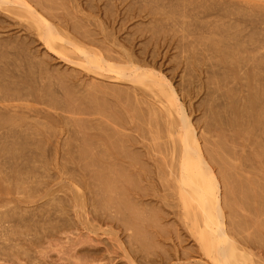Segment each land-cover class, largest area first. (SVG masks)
<instances>
[{"label": "bare ground", "instance_id": "1", "mask_svg": "<svg viewBox=\"0 0 264 264\" xmlns=\"http://www.w3.org/2000/svg\"><path fill=\"white\" fill-rule=\"evenodd\" d=\"M54 1H57L59 3L58 0H53V2H52V0H45L44 3L42 1L43 4L40 1L41 5L46 6V7L43 6L42 9H46V10L50 11V8H53L54 5H57L56 8H58V4H53ZM90 1L94 2L93 0H90ZM110 1L111 0L108 1L109 3H107L106 7H108V4H112V7H115V6H113V5H115V4H113L114 2L111 3ZM117 1H119V0H117ZM122 1L124 4L127 5V7H128V5L134 4L136 2V0H122ZM219 1H216V0H149V1H147V3H148V5H150L154 9V11H156V13H158L160 15V17L157 19H164V21H165V23H164V21L162 20V22L164 24L161 23L160 24L161 26H158L159 29L161 27V29L165 28V29L172 30L171 32H176V33H172V34L170 32L169 33L166 32L168 35L169 34L172 36L174 35L173 37H175L177 35V32L182 30L183 35L180 34V35H178V37H175V39L177 38L179 40L177 44L174 42V44H176V46H174V44L172 43L173 39H170V38H173V37H170V35H169V37H170L169 43H165V44L171 45V43H172L173 47H176L175 49L178 48V50H180V53H181L180 55H182V57L184 58L183 62L186 65V68H184L185 73H187V70L189 68L193 72L195 70L194 65H199L203 62L205 63V61L200 60L201 56L197 54L198 52H200V50L195 51V49L193 48L194 47L192 45L193 43H191L193 36H191L192 38L190 40V39H188V37H189L188 35H190L191 33H198V34L201 33V36L203 37V39L205 37H207L208 34H209L208 36L213 35V38L211 37L212 39H210L209 41L207 40V38L204 39L205 41L207 40V42L201 40L200 38L198 40L197 38L199 37V35L196 38L198 41H195L196 45L200 44L199 48H201V44H203L204 46L202 45V48L205 50L206 49L208 50L210 55L208 53L207 54L209 56L207 54L205 55L203 53L204 56H206V57L208 56L207 57L208 63H209L210 58L216 59V62H214L212 64L214 66V69H216V70H214L213 68H212L213 70L210 69L211 63L208 64L209 65L208 66L207 61H206V64L204 65V66L207 65L208 68L210 69V71H212V73H210V75L211 74L213 75V71L215 73V75H213V79L211 80V83L207 85L202 80H199L200 81L199 85L204 86L206 89H210V91L208 90L209 92L207 91L208 92L207 93V100H205V98H204V97H206V94H205L206 91L205 90H204L205 95L204 94H203L204 96L201 95V98L202 99L204 98V100H203V101H205L204 104L202 102L198 103L199 105H201V107H203L202 106V104H203L204 105L203 108L205 109L204 112L202 110L203 114L200 113V115H204L207 113V115H204L205 118H204V116L201 117V119H203L201 122H200V118L198 120L199 123H201V127H203V130L205 129V131H207V130L209 131L207 135L209 136L210 130H213V128H214V131L212 132V134L215 132V129L218 130L216 133V136L219 134L218 132L221 133L218 136V139L222 138L223 135H225V132H227V131H229V133H230V131H233L236 134H241V133L246 132L248 135H250L249 137L251 139L253 138L255 140L257 145H259V146L262 145V147H264V72H263L264 68L262 66V60L263 59L260 56L262 54L264 55V53H262L264 50L263 49L264 47H262L260 45L263 43L262 41L264 38V35H263L264 33L261 32V33H263V34H261V38H262V35H263V38L260 41L261 38H260V32H259L260 29H261V31H263L262 28L259 29V26L261 24L264 25V15H261V13H260V6L259 5H261V4H259V5L258 4L256 5V3L244 4V3H241L237 0H224V1L219 0ZM29 2H30V0H29ZM29 2L26 0H0V10L1 9L6 10V11L20 17V19H23L24 21H26L29 24V27H31L33 29V31H32L33 34L35 33L34 35H37V37L43 42V43L42 42L41 43L44 44V47H47V49H49V51L51 50L53 53L56 52L61 57H63V59L67 58L65 60L72 59L71 53L75 52L76 54L79 55L78 56L79 60L77 61V64H74V65L78 66V64H79L80 67H82L85 71H87L89 73L98 74L99 76L101 75L102 77L104 76V78L110 77V78L116 80L117 83L113 82V83L105 84L106 81H104L105 80L104 78H103V80L101 79L100 81L95 79V81H91V83L88 82V83H90L89 84L90 87H88V83L85 80L88 88L86 89L85 88L86 86L83 85L85 88V89L83 88V90H84L83 91L82 86L80 85V81H82L83 79H81V77L79 76L80 78H78V79H81V80L78 81L79 82L78 84H74L75 82L70 83V84L64 82L65 84H62L63 82H60L63 85L60 87L58 85L59 83H57L58 81L56 82L55 79H53V78H55L54 76H56V75L53 76V75H51L52 73H50L49 71L46 72L45 65H47L48 63L44 64V67H43V65H42L43 63L42 64L39 63L42 60H40L38 57H37V59L40 61L34 62L35 56L32 55L34 53H31V51H30L29 55H28V53L26 54V52H25L26 49H28V48L30 49V46H34V45H31L32 43H30V42L24 41L23 40L24 36L22 37L23 42L20 44L17 43L18 45L22 46V48H18V46H16L18 49H20V50H18V54L15 52H12L13 50L10 48L13 46L12 40H10V39L7 40L5 38L7 40V43L5 42L6 40L4 39L5 45L1 46L3 44V42H2L3 38L0 39V48L2 47V50L0 49V64H1L0 65V149L1 150L3 149L2 152H4V151L7 152L6 154L8 155V157H5V159L7 158L8 161L10 160L9 163L7 162L8 165L10 164V167L13 165H16L14 167L18 168V166H19V168H21L20 164L26 163L25 160H28L27 163H30L31 165L33 163H38L39 161L31 163V161L37 159L36 155H38V157H39L38 159L41 160L40 159L42 156L41 154L44 153V151L46 149L44 146L46 145V147H47L46 143L48 140L47 138H46L47 140L45 139L46 136L42 134L41 130L46 132V133L48 131H50L49 129H51V131H55V130H52V128L56 129L55 127H53V125H54L53 123H55L54 119L56 118L54 116L55 115L54 113H56V112L58 113V110H60V112L65 111V112H67V114L72 113V115H73V113H74L76 115H79L78 118H76L74 116L73 117H74V119L76 118L78 120V121H75L76 123H79L78 127L81 129L83 128L82 134L80 133L81 131L80 132L76 131L77 133L79 132L80 135H82V136L80 137V135L77 134L76 135L77 137H76L75 136L76 132H74L73 133L74 135L71 136V138H74L75 141L74 140L73 141L76 144V145L75 144L74 145L77 148L75 150H73L74 148L72 149L73 146L68 148V149H70L69 150L70 157H68V158H70V160H72L73 162L74 161H76V162L80 161L81 162L84 160L83 162H85V163H83V165L84 164L85 165L83 166V169L85 171L90 170V172H92V174L94 175L93 177L96 179L95 181L99 182V187H97L98 190L95 189L97 192H99V189H101V193L104 191V189L108 192H112V193L114 192L113 196L111 195L112 198L109 196V194L105 193L103 196L104 198H102V199H105L106 195H108L110 197V199H112V201H115V199H117V196H119V198L124 197L123 199H121L119 201V202H121V206L124 204L123 202H125L124 206L121 207L115 203V205L112 207V208H115V214L117 212V214H119L121 217H119V218L114 217L113 216L114 213L110 214L108 212V214L105 216V218L110 214L111 217L109 220H111L112 216L114 217V219H116V218L118 219L117 222L119 224L117 225V223L115 222V224L117 225L116 228H118L120 230H122L123 228L133 230L131 234L127 235V236H130V243H131L130 246L128 243H126V242H128L126 237H125L127 231L124 232L125 238H122L124 240L126 239V242H124V244L125 243L128 244L129 248L127 247V245H124L119 240V235L117 234V232L113 231L114 230L113 225H115V224H112V226H111L112 228H110V230L106 231L109 234L115 235L116 241H118L117 247L120 248V251L122 249V256L126 259L125 264H192L188 259L186 261H184V260L182 261L181 256L177 254V250L174 251L175 254H173V253L169 252V249L162 248V246L160 247V244L163 245V243L159 242L160 238H159L158 233H160V231L162 232V230L164 228L166 229V227L168 228L169 226H166V227L161 226V224H164L165 221L163 219H161L163 213L161 214V217H160V214L158 213L159 208H158V210L157 209L151 210L153 208V207H151L149 212H146L145 208H144L143 211H145V212H141L142 210L138 209V207H136L137 205L135 207L138 209V211L132 205V203H131V205L128 204L129 202H132V201L134 202L136 199H133L130 201V198H131L129 196L130 193L126 194L125 191L120 190L121 186H124V185L126 186V182L124 184V179L131 177L132 178L131 180L129 178L127 179L130 182V183L127 182V184L131 185V183H133V187H137V190L141 191L140 187H139L140 189H138L139 184L137 185V183L139 181H141V179H138L139 181L136 183V181H135L136 179L133 180V178H135L134 175L132 173L130 176L128 175L130 173H128L127 170L131 166H129V168L127 169L128 166L126 163L124 165H122L123 170H124V166L126 165L125 166L126 172H125V170L124 171L122 170V167H120L121 164H119L120 168L116 167V168H118V170L116 168L115 169L110 168V166L115 167L116 163L114 162V160L122 161V163L126 161V162H128V164H130V165L136 164V166L139 163H141L139 166H143L145 164L143 162H140L141 160H144L143 159L144 154H143V152H141L140 150L137 149L140 147L138 145L139 142L136 141L135 139H132L133 135H131V134H130V136H129V134L127 135L131 138L127 137L124 133L125 131H123V133H122V130H123V128H124V130H125V128L130 129V130L131 129H136V130L139 129L140 130L142 128L144 131H146L145 130L146 127L144 128L142 126H145V125L147 126V123H148V126L150 125V127H152L153 125H155L157 123V125H155V127H152V129H150V131L156 130L157 129L156 127H158L160 129L161 126L163 127V124H161V121L163 120V117H162L163 114L162 113L159 114V110L162 111L163 109H165L164 111L166 112L167 117L169 118L167 121V125H165V126H167L166 131H167V133H170L171 135L177 136L176 140L174 141V146L176 145V147H173L174 150L176 151V154L178 152V159L176 160V163L174 164L175 165V170H174V175H173L174 177L172 178L174 180L173 182L175 183L174 188L177 190L178 197H179V200H180V203L182 206V211H181L183 214L182 216H184L185 219H187L190 222V225H191L190 228L193 231V234L195 235L197 241L200 243L199 247H201V249L203 250L202 252H204V255H206L211 260V262L214 264H264V259L259 260V258H258V260H257L256 259L257 257L254 258V252H253L254 251L253 248L255 247L256 242L257 243H258V241L260 242V239H262L261 236L263 234H261V236H260L259 231L254 230V229L252 231H255V232L248 234L249 233L247 231L248 226L246 225V223L248 222L247 220H250V219H247L241 212V210H244L246 212L247 209H245L244 207L250 208V210L248 209L250 214L251 215L255 214V215H254V217L249 216V218H253L252 219L253 221H256L255 219H258V218L260 220L262 213H264V195H263V192H261L262 190L261 191L256 190L257 188L254 187L255 183L253 184V181L251 179L250 180L247 179V178H249V176L245 177L246 178L245 179V178H243L244 175L241 173L240 176L242 178H240V177L238 178V176H237L238 174L235 175L236 171L234 172V176H237L236 179H234V181L231 180L232 182L230 181V183H229L230 178H234V177L233 176L228 177V175H229L228 173H230V172H227V171H229V170L231 171V169H234L233 168L234 166L230 162V160H232V162L234 160H233V158L231 159L228 156L230 160L228 159V157L226 160H229V162L231 163L230 164L224 158H226V156L228 154L231 156L230 153L232 150L230 151L229 149H231L232 147L231 148H229V146L227 147V144H225L227 142L226 140H225L226 142H224V143H223L224 140L217 142L220 139L218 140L216 138V136H215V141L217 140L216 141L217 144H216V142H214L213 137H211V138H213V142H211L209 140L210 138L209 139L206 138V136L204 134L205 131H202V132L200 131L201 133H196L197 132L196 129L200 128L199 123H198L199 125L197 126L198 128L195 127L196 123H197V121H195V119L198 118L197 115L200 116L199 114H197L199 111H197V109H195V112L197 111V113H196L197 115L194 114V116H196L197 118L196 117H195V119L193 118L194 121L196 122L195 126H194L193 125L194 121H191L192 119H190V117L186 113L188 110L190 111L191 108L187 109V111H185V109L178 104V97L177 96H179V95H176V92H175L176 87L174 85L175 81L173 80V78L175 79V77H172L170 74V77H171V79H170V77L166 73H164V69L161 68L162 66L158 67L159 70L157 71L156 68H154V67H156V65H154V66L149 65V63H147L146 61L140 60L138 57L131 55L132 51H131V54L126 51L127 54L125 52V55H123L122 58L118 57V54H116L118 60L115 61L116 58H114V56H115L114 54L113 55L112 54H105L104 51H102L103 49L100 48L101 50H99V48H96V47H91V46L89 47L86 42H83L80 39H77L76 37L71 36L69 34V32L66 29H64L63 24L60 22H57L54 19V18H56L58 21L61 20L60 16H59L61 14H59L57 17H53L54 14H51L49 12L45 13V15H43L39 12V10H37L35 8L36 6H33L34 2L32 4H30ZM31 2H32V0H31ZM37 2H39V0H37ZM57 2H55V3H57ZM62 2H64V1H62ZM66 2L68 3V1H66ZM103 2H105V1H103ZM137 2L141 3L140 0H137ZM40 3H38V5H37L38 9L41 8ZM140 3H139L138 9L139 8L141 9L144 6L142 3L141 4L143 6L140 5ZM88 4H90V2ZM95 4L96 3H94L93 6H95ZM121 4L122 3H120V5ZM262 4H264V3L262 2ZM34 5H36V2ZM61 5L62 4H60V8H61ZM91 5H89V6H91ZM54 8H55V6H54ZM56 8H55V10H56ZM65 8L68 9V6ZM92 8H94V7H92ZM92 8L89 7V9H92ZM62 9H63V7H62ZM62 9H61V11H62ZM127 9L130 10L129 7ZM55 10L53 9L52 12H54ZM128 10H126V11H128ZM142 10L144 12L146 11L144 9H142ZM61 11H58V13H60ZM64 11H67V10L64 9ZM149 11H148V13H149ZM102 12H103V10H102ZM42 13H44V12L42 11ZM103 13H106L105 9H104ZM126 13H128V12H126ZM138 13H139V11H138ZM62 14H63V11H62ZM64 15H65V13H64ZM97 15H98V13H97ZM111 15H109V16H111ZM69 16H71V15L69 14ZM72 16H73V14H72ZM130 16H131V14H130ZM146 16H147V14H146ZM73 17H70V18H73ZM78 17H80V16H77L76 18H78ZM104 17H105V15H104ZM154 17L156 18V16H154ZM83 18H85V17H83ZM51 19H54L58 24H54L51 21ZM104 19H106V18H104ZM61 21L63 22V20H61ZM73 21H69L70 24H71V22L73 24V25L72 24L70 25V26H72V28L70 27L71 28L70 30L74 29L76 31L77 36L79 33L80 34L79 38L80 37H82V39L87 38V39H85V40H88L87 42H89L91 44L98 45V44H96V43H98L96 41H99L98 40L99 37L97 36L98 38L96 41H94V38L93 39L90 38V36H93L95 32L93 33L92 31H90V33H89V31L87 30L88 28H86V27H88V25L86 27H83L84 24H82L81 23L82 20L79 21V19H76L74 22ZM84 21H82V22H84ZM0 23H1V21H0ZM63 23H65V21ZM183 23H187V24L185 25ZM85 24H86V22H85ZM147 25H148V23H147ZM152 25H156V24L152 23ZM158 25H159V23H158ZM187 25H189L190 29L187 28ZM191 25L193 27H190ZM82 27L85 28L88 31V33H86L87 31L84 32L85 30L84 31L82 30L83 32L80 31L81 30L80 28H82ZM180 27H181V30H180ZM261 27H262V25H261ZM155 28L157 30V25L154 26V28L152 30H155ZM177 28H179V30H177ZM156 30H155V32H158ZM75 31H74V33H75ZM137 32H139L138 29H137ZM144 32H145V30H144ZM150 32H152V31H150ZM155 32H153L152 34H154ZM92 33H93V35H92ZM29 34L32 35L31 33H29ZM130 34L131 33L129 32V35ZM136 34L139 35V33H136ZM162 34L165 36V33H162ZM203 34L206 36L204 37ZM163 35H162V37H163ZM194 35H196V34H194ZM11 36L12 35H10L7 38H11ZM131 36H133V35H130V37ZM140 36L143 38V36L141 34H140ZM179 36H181V37H179ZM93 37H95V39H96V35H94ZM14 38H15V36H14ZM127 38H129V37L127 36ZM133 38H135V37L133 36ZM155 38H156V36H155ZM157 38H158V35H157ZM100 39H102V38H100ZM147 39H150V37ZM156 39H154V40L156 41ZM113 40H115V39H113ZM125 40L127 42V39H125ZM104 41L105 40H102V42H104ZM131 41H129V42H131ZM161 41H162V39H161ZM161 41H160V43H161ZM102 42H99V44ZM105 42H104V44L102 43L103 46L106 45ZM141 42L144 43L145 41L143 40V41H140V43ZM148 42L149 41H147V43H144L143 45L148 44ZM259 42H261V43H259ZM114 43H116V42L114 41ZM258 43H259V46H258ZM6 44H8V45H6ZM15 44H16V42H15ZM116 44H118V42ZM124 44H126V43H124ZM8 46H10V47H8ZM106 46H105V48H106ZM129 46L131 47V44ZM152 46H153V44H152ZM152 46H151V48H152ZM155 46H156V43L154 44V47ZM206 46H207V48H204ZM260 46L262 47L261 49H263V50L262 51L260 50L262 54L259 55V52H260L259 47ZM137 47L140 48V45ZM145 48H146V46H145ZM199 48H196V49H199ZM153 49L156 52L157 48L156 49L153 48ZM10 50H11V52H10ZM32 50H33V48H32ZM154 50H152V51H154ZM14 51H15V49H14ZM122 51H123V49H122ZM135 51H137L139 53L141 52L139 50H135ZM142 51L146 52L145 49ZM152 51H150V53H152ZM6 53L10 54L11 56L17 54L16 56H18V58H17L18 61H21L22 59H24L21 61L23 64L20 62V65L22 64L21 65L22 69L20 68L19 64H16V63H18V61L14 62L16 65H14V66L12 65L14 67V68H12L11 63L12 64H14V63L12 60L10 61V60L6 59L7 58ZM182 53H184L186 55H183ZM30 54L34 57L33 60H31L32 57L30 56ZM110 55H112L113 58ZM180 55L178 57L181 60L182 57ZM36 56H38V55H36ZM198 56H200V57H198ZM154 57H156V56L153 55V58ZM192 57L193 58L195 57L194 62L189 61V58H191L190 60H192ZM40 58H42V57H40ZM37 59H35V60H37ZM119 59L122 61H119ZM152 59H151V61H153ZM13 60H14V57H13ZM212 60H214V59H212ZM23 61H25V62H23ZM31 61H33V63ZM263 62H264V60H263ZM163 63H165V62H163ZM158 64H159V61H158ZM212 65H211V67H212ZM202 67H203V65H202ZM178 68L179 67L176 65V69H178ZM197 68L199 69V67H196V69ZM208 68L206 67L205 69H208ZM11 69H15L16 70L15 73H13L14 71L12 70L13 71L12 72ZM106 71L108 73L111 72L113 74H111V73H110L111 75L103 74L104 72L106 73ZM181 71H182V69H181ZM206 71H205V73H206ZM75 72L79 73L78 71H75ZM47 73H50V74L48 75ZM64 73L67 74L68 72L64 71ZM193 74H194V72L190 73V75H188V76L186 75V77L182 76V77H184L183 82L185 81V78L187 79L186 81H188V82L185 83L186 85L182 84L181 88L185 89L187 84H189V86H193L192 80L195 79V78L193 79V77H196ZM68 75L66 77H68ZM210 75H209V77H210ZM75 76H77V75H75ZM189 76H192V77L187 78ZM69 78H73V77H69ZM83 78H84V76H83ZM99 78H101V77H98V79ZM44 79H48V81L46 80L47 83H44ZM106 80H107V78H106ZM172 80L174 81V83ZM195 85H197V84H195ZM206 85H207V87H206ZM174 87H175V89H174ZM181 88H179V89H181ZM188 88L189 87H187V89L185 91L187 92L188 96L189 95L191 96V93H190L191 90H189ZM198 89H195V90L197 91ZM244 90L246 91V93H244L245 92ZM197 92H199V91H197ZM181 93H183V95H184L183 91H181L180 94ZM107 95L112 96L115 99L112 101H109V99H105V98H108ZM183 95H181V96H183ZM185 98H183V100ZM188 99H186V101ZM156 102H159L160 105H162L163 109H161L159 107L160 105L157 107L158 103L156 105ZM187 102L189 103V101H187ZM44 103H46L45 105L48 106L47 109L44 108L43 106L42 107L36 106L37 104L42 105ZM198 104H196L197 108L200 107V106H198ZM195 106H193V107H195ZM187 108H189V107L187 106ZM147 110H149V113H150L149 115L147 114L148 113ZM156 111H158V113ZM189 111H188V113H189ZM87 112L89 114H93V116L97 115V114L102 115V117L100 116L101 119H99L98 117H96V118H98V119H96V118H94L95 116L92 117V118L96 119V121L99 120L98 122H96L93 119L95 121V124H94L95 126L93 124H90V123H92L91 121H93V120H91L89 124H86L88 122V121H85L86 117H85V120L83 122L84 124L81 123V121H83V118H84V117H82V115L84 116V113L86 114ZM144 113H146L147 115ZM67 114L60 115V119H58V118H56V119L65 120L69 125V123H71L70 120L72 118H69L68 117L69 114L68 115ZM85 116H87V115H85ZM148 116L149 117L151 116V117L149 118ZM206 116L208 118L210 116V119L208 120V118ZM161 117H162V120L160 119ZM39 118H41V119L44 118L46 120L41 121ZM36 119L37 120L39 119L41 121V122H39L41 125L36 126L33 124L34 122L39 124L38 121H34ZM87 119H89V117H87ZM204 119H207L206 120L207 122ZM58 120H56L57 123H58ZM79 120H80V122H79ZM132 121H133V123H136L137 125L136 124L131 125L130 123H132ZM80 123H81V125H80ZM153 123H155V124H153ZM128 124H130V126ZM143 124H145V125H143ZM84 125H87L88 127H85ZM111 125H112V127H111ZM75 126H76V124H75ZM113 126L117 130L118 136L123 134L120 136V138L116 135L117 133L115 131H113V130H115V129H113ZM71 127H69L70 130H71ZM96 128L103 132V134H102V132L99 131V135H100L99 138H95L93 136V133L91 132L92 129L94 130ZM163 128H165V127H163ZM163 128H161L160 131ZM65 129H68V126ZM110 129H113V130H111V134L113 131L114 135H110V133L108 132V130H110ZM57 130H62V129H57ZM57 130H56V132H57ZM73 130H71V131L73 132ZM143 130H140V131H143ZM71 131H70V133L72 134ZM106 131L108 133L104 134V132H106ZM127 131H126V133L130 132V131H128V132ZM156 131L158 132L159 130H156ZM223 131H225V132L223 133ZM56 132H55V135L56 134L58 135L59 131L57 133ZM60 132H63V130ZM66 132H67V130H66ZM161 133H163V132H161ZM49 134H47V136L50 137V135L54 134V132L51 133L50 135ZM68 134H69V132L66 134L67 136L66 135L65 136L69 137L70 135L68 136ZM245 134L243 135L244 137L247 135V134L246 135ZM55 135H54V139H56ZM230 135L233 136L232 134H230ZM248 135L246 137H248ZM154 136H155V138H157V134ZM226 136H227V138L228 137L232 138L231 136H228V134H226ZM108 137H109V139H108ZM233 137L234 138H232L231 140L228 138L230 140V142H232L233 139L234 140L236 139V141L238 140V142L241 140L240 138H239L240 140L237 139V135H236V137L235 136H233ZM104 138H106L107 140L105 141ZM145 138L148 139L147 136ZM145 138L142 139V141H144ZM152 138H154V137H152ZM64 139H65V137H64ZM66 139H68V138H66ZM111 139H113V141H114V142H112V146L106 145L107 143H109L108 141ZM169 139H171V138L169 137ZM247 139L248 138H246L245 140H247ZM51 140H49L48 142H51ZM171 140H173V139H171ZM171 140H169V142H171ZM229 140H228V142H229ZM234 140H233L232 144L237 146L238 142L235 141L236 144H234L235 143ZM254 140H253V142H254ZM55 141L56 140H54V142ZM63 141H65V140H63ZM73 141H71V142H73ZM153 141L155 142V140H153ZM156 141H158V140H156ZM160 141H163V140L160 139ZM102 142L106 143L105 145L107 146V148H104L106 152L104 151V149L101 150V152H100V150H99L100 148L97 147V146L101 145ZM243 142H245V141L243 140ZM251 142L252 141H250V143ZM67 143H70V142L67 141ZM212 143H215L214 146L216 147L217 151H218V148L220 149L219 153H217V151H216V155L218 154V157L220 156L219 158H223V159H220L221 161L223 160V162L218 160V158H217L218 161L216 160L217 162H221V163H218V164H220L219 166L221 167L220 172L218 173L219 174L218 176L216 174L217 170H214L215 168H213L211 166L212 164L209 162V161H211L210 158L212 159V157H214V160L212 159L211 162L213 163V161H215V156H214L215 155L214 154L215 148L213 145H212L213 147L211 146ZM248 143H249V141H248ZM156 144H159V142ZM240 144L242 145V143H240ZM256 144H253V145H256ZM49 145H51V143ZM63 145L61 143V145H59V146L63 147ZM70 145H73V144H70ZM149 145H150V143H149ZM160 145L164 146V143L163 144L160 143ZM33 146H35V147H33ZM81 146H82V148H81ZM145 146H147V145L145 144ZM171 146H169V147L171 148ZM230 146H232L231 143H230ZM31 147H32V149L37 147V149H39L40 152H42V153H40V154L37 153L36 152L37 149L36 150L33 149L34 151L30 150ZM96 147L99 148L98 149L99 151H93V149H96ZM143 147H144V145H143ZM262 147H259V149L253 148V150L255 149L258 152V154L260 155L259 152L263 149ZM51 148H53V147H51ZM54 148L52 150H54ZM233 148L235 149V147H233ZM251 148H252V146H251ZM62 149H63L62 152H64L65 147ZM156 149H157V147H156ZM241 149L242 148H240V151H241ZM1 150H0V152H1ZM26 150H28V151H26ZM71 150H73V151H71ZM160 150L162 151L163 149H160ZM237 150H239V149H237ZM258 150H260V151H258ZM158 151H159V149H158ZM161 151H159V153ZM236 151L233 153L234 155L237 154ZM254 151H252V154ZM151 152L153 153V151H151ZM246 152L248 153L249 150L248 151L246 150ZM246 152H244V153H246ZM263 152L264 151H262L261 153L263 154ZM46 153H48V152H46ZM51 153L53 154V151H51ZM102 153L106 154L103 156L108 155V157H110L111 161L113 159L112 163L114 162L115 164H113V166L111 164H109V166L107 165V167H109V168H107L106 164H105V169H107V170L109 169L110 172L116 173L117 175L116 174L115 175L117 177H118V175L120 178L122 177L121 180H123V181L120 180L121 184H119V182H117L118 179L113 178V175H111V177L108 176V174H111L109 172V170H108L109 173L107 174V172H105L106 170H104V169L100 170L101 168H99V167H101V166L98 167L99 164L103 163L102 162L103 158H106V157L101 156ZM146 153H148V152H146ZM162 153H165V152H162ZM249 153L247 155H249ZM254 153H256V152H254ZM0 154H2V153H0ZM6 154H4V155L7 156ZM45 154L43 155L44 157H46ZM50 154H48V156H47L48 159H49ZM52 154H51V156H52ZM262 154H261V156H262ZM62 155H65V154H62ZM239 155H240V153H239ZM247 155L246 156L244 155V157L247 158L248 157ZM163 156H164V154H163ZM252 156H254V154L251 155V158H253ZM233 157H235V156H233ZM263 157H261V159ZM246 158H245V160H246ZM257 158H260V156ZM1 159L2 158H0V160ZM22 159L24 162L22 161ZM165 159L166 158H164V160ZM242 159L244 160L243 157H242ZM247 159H249V158H247ZM49 160L51 161V159H49ZM245 160H244V162H245ZM42 161L43 160H41V162ZM59 161H61V160L59 159ZM172 161H173V159H172ZM249 161H252V159ZM253 161H254V159H253ZM17 162L19 163L18 166H17V164H18ZM45 162H42V165L44 167L42 165L41 166L39 165L38 168L40 170L42 168H44L43 170H45L46 167H47L46 169H48L49 166ZM235 162L236 161H234V163ZM246 162H248V161H246ZM252 162H249V164H251ZM2 163L3 162L0 161V165H3ZM43 163H45V164H43ZM118 163H120V162H118ZM142 163H143V165H142ZM166 163H168V162L166 161ZM255 163H256V160H255V162H253V164L256 165ZM30 164H29V167L31 166ZM69 164H71V163H69ZM78 164H80V163H78ZM218 164H215V166L216 165L218 166ZM246 164L249 165L248 163H246ZM246 164H244V165H246ZM257 164H258V162H257ZM261 164H262V162H261ZM35 165L36 164H34V166ZM66 165H64V166H66ZM103 165H104V163H103ZM117 165L118 164H116V166ZM164 165H165V163H164ZM262 165H264V164H262ZM4 166L7 167L6 164ZM36 166H38V165H36ZM167 166H168V164H167ZM167 166H165L164 169ZM5 167H3V168H5ZM27 167H28V164H27ZM27 167H25V168H27ZM72 167L74 168L75 165L72 164L71 168ZM79 167H82V162H81V166H79ZM145 167L147 170L148 169L147 166H144L143 168H145ZM155 167H156V165H155ZM7 168H9V166ZM67 168H70V167H67ZM102 168H104V167L102 166ZM158 168H157V171H160V172L163 171V170H159ZM217 168H219V167H216V169ZM5 169H3V170H5ZM34 169H35V167H34ZM39 169H37V170H39ZM65 169L66 168H64V172L66 171ZM119 169L125 173L120 172ZM176 169H177V171H176ZM242 169H244V167H242ZM0 170L3 171L2 166H0ZM26 170H24V171H26ZM75 170H77V169L75 168ZM103 170H104V172H103ZM149 170L150 169H148L147 172H149ZM258 170H260V168ZM6 171H8V172H6ZM6 171H4V172H6L5 174L3 173L4 175L9 173V169ZM10 171H11V169H10ZM21 171H22V169H21ZM45 171H46V173H47V171L49 172V170H45ZM45 171H43V173ZM70 171L71 170L69 169V173H70ZM165 171H166V173H168L167 170H165ZM251 171H253L252 173L254 174L255 170L252 169ZM27 172L29 173V171H27ZM27 172H25V174ZM41 172H39V173H41ZM88 172H87V174H88ZM118 172L120 174H118ZM137 172L140 173L141 171H137ZM150 172L153 173L152 171H150ZM249 172H250V170H249ZM10 173L8 175H6V177H8L7 179L5 177L6 181L9 180V178H10V180H11V178L12 179L14 178V176ZM18 173H19V171H18ZM18 173L15 174V175H17V176H15L16 177L15 179L16 180L18 179L17 181L20 182V177L18 178V176H20V173L19 174ZM74 173H75V171H74ZM79 173H80L79 171L76 172V175L78 174L80 176ZM126 173H128V174H126ZM139 173H137V174H139ZM171 173H172V171H171ZM237 173H239V172L237 171ZM257 173H259L261 175L263 174V176H264V173H261V172H255V175ZM3 174H1V175L4 176ZM21 174H22V172H21ZM66 174H68V173L66 172ZM71 174H72L71 176H73V173H71ZM162 174H163V172H162ZM220 174H221V178L224 180V182H223L221 179V183L223 182L222 184L225 185L226 189H225V187H222L223 185L220 184V179L218 178V177H220ZM158 175H160V174H158ZM230 175H232V171H231ZM2 176H0V178ZM45 176L46 175H44L43 178ZM67 176H69V175H67ZM71 176H70V178L72 179ZM139 176H141V174H139ZM40 177L42 179V176H40ZM74 177H78V176H74ZM91 177H92V175H91ZM250 177H251V175H250ZM260 177H262V176H259V178ZM30 178H32V177L30 176ZM34 178H38V177H34ZM46 178H50V176L46 177ZM252 178H254V177H252ZM256 178L257 177H255L254 181H256ZM259 178H257V180H261ZM26 179L24 178V180H26ZM77 179L80 182H82L79 177ZM77 179H75V180H77ZM90 179H92V178H90ZM262 179H263V177H262ZM10 180H9V182H10ZM28 180H31V179H28ZM72 180H74V178ZM31 181H33V184L31 183ZM31 181H30V183L32 185H35V183H37V182H35L36 180H31ZM9 182H7V183H9ZM22 182L23 183L20 182V184H18V185L24 184V181H22ZM27 182L25 184H27ZM80 182L77 181V183L80 186H83L84 184L82 185V184H80ZM92 182L97 183L94 181H92ZM141 182H143V181H141ZM1 183H3V182L1 181ZM4 183H6V182H4ZM40 183H42V182H40ZM90 183H91V181H90ZM163 183H164V181H163ZM263 184H261V186ZM13 185L16 187L17 184H13ZM37 185L38 186H36V187H38V189L42 188L44 186V185L42 187L39 186L40 185L39 180H38ZM96 185L98 186V183ZM220 185H221V189H223V190L225 189L223 195H222V193H220ZM255 185L258 186L259 183L258 184L256 183ZM0 186H2V188H3L4 185H0ZM7 186H8V184H7ZM31 186H30V188L35 189ZM102 186H103V188H102ZM25 187H27V189L29 188L28 185L27 186L25 185ZM50 187H48V188H50ZM129 187H132V186H129ZM133 187H132V189H135ZM16 188L20 189L21 187L17 186ZM32 189H31V193L32 192L36 193V190L32 191ZM262 189H264V187ZM6 190H7V188H6ZM92 190H94V188ZM122 191L125 192V194L122 193ZM127 191H130V190L127 189ZM140 191H138V192H140ZM16 192H18V191H16ZM94 192L95 191H93V193ZM145 192H147V191L145 190ZM31 193H30V195H31ZM72 193H73V196H71V199H73V203H74L73 206L75 208V211L79 212L78 213L79 214V217H78L79 221H82V218H81V216H82L81 212L82 211L85 214L84 217H88V215H89L88 213L86 214V208H85L86 205L84 204V202H85L84 194L78 188H77V190L72 191ZM28 194H27V196L30 197V195H28ZM135 194H137V193H135ZM142 194H144V196H146L148 193L145 194L142 192L141 195ZM89 195H90V193H89ZM126 195H128V197H129L128 203L126 201L127 198H125ZM66 196H67V193H66ZM86 196L90 197L88 195H86ZM98 196L99 195H97V197L96 196L94 197L95 199L98 198L97 203H98V201H100L99 200L100 196L99 197ZM58 198H59V196H58ZM55 200H56V198H55ZM62 200H64V199L62 198ZM258 201H260L259 202L260 205L257 204ZM50 202H49V204H50ZM68 202H69V200H68ZM88 202H89V200H88ZM107 202H108V204H110L111 201L109 203V200L108 201L106 200V205H107L106 208L108 209L113 205V202H112L110 207L107 204ZM253 202H257V203H255V205H254ZM42 203H43V201H42ZM44 203H46V202H44ZM93 203H95V202H93ZM39 204H40V202H39ZM69 204H70V202H69ZM135 204H137V202ZM177 204H179V203H177ZM101 205H103L102 207L105 208L104 204H101ZM175 205L176 204H174V206ZM17 206L18 205H16V207ZM40 206H41V204H40ZM70 206L71 205H69V207ZM98 206H99V203H98ZM255 206H257V207H255ZM8 207H10V205ZM53 207H56V206H53ZM13 208H14V206H13ZM36 208H38V207H36ZM48 208L46 207V209H48ZM87 208L92 209V207H87ZM104 208L103 209L101 208L102 210H104V212L101 211V214H102V212H103V214L105 213ZM2 209H4V207ZM6 209H7L6 211L5 210H3V211L8 212L9 209L8 208H6ZM99 209L100 208L94 207V211H96V212H98L97 210H99ZM69 210H67V211H69ZM116 210H118V211H116ZM0 211L3 212L1 209H0ZM12 211H13V209H12ZM25 211H27V210L25 209ZM44 211H45V209H44ZM56 211H58V210H56ZM160 211H161V209H160ZM226 211L228 213H226ZM32 212H28V213H32ZM46 212H44V213L46 214ZM53 212H55V211H53ZM11 213L12 212L10 211V216H9L10 218H8V217L5 218L6 215L4 216V213H2L3 216H1V214H0L1 224H2V222H5V221H8V222L11 221V218L13 217V214L11 215ZM69 213H72V212H69ZM117 214H116V216H119ZM23 215L25 216V214H23ZM29 215L31 216V214H29ZM29 215H27V216L29 217ZM50 215L48 214L47 215L48 218L46 217L48 220L53 219V217L49 218ZM163 215L165 216V214H163ZM20 216H22V214ZM37 216H39V215H37ZM70 216H71V214H70ZM93 216L97 217V215H95V214H93ZM166 216H168V215H166ZM28 217H26V218L23 217L22 218L23 220L21 218H19L18 222L20 223V222L24 221V218L26 220ZM4 218H5V221H4ZM88 218H90V216ZM12 219H15V218H12ZM20 219L22 221H20ZM29 219H28V222L30 221ZM44 219H45V217H44ZM114 219L112 218V220H114ZM32 220L33 219L31 218V221ZM57 220H60V219L57 218ZM73 220H75V218ZM160 220H162V222H160ZM259 220L257 223V225H258L257 227L259 228V225H260L261 226L260 228H263L264 227V221H261L263 223H260ZM262 220H264V219L262 218ZM53 221H54V219H53ZM72 221L71 222L67 221L64 218V219H61V221H59L60 222L59 224H56L54 226L52 225L55 228L52 230H49L48 233L46 232V235L49 238L52 236L49 240L46 238L47 241H49V242H46V244L48 245V243H50L51 245H54V246L56 245L57 247H60L59 248L60 250H69V252H71V257H73L75 259V261L69 260V261H67L68 264H78V261L82 262L81 264H96V263H101L102 261L106 262L107 261L106 259H108V261H110V263H111V261H113L112 259L114 257L112 258L105 253L109 252V249L111 248L110 245L113 243L109 242L110 243V245H109L108 243L105 242L106 244H108L107 246L110 247V248L107 247L105 249H102V248L97 246V243L99 244V241L96 244L86 243L87 246H85V244L83 243V242H85V240H84L85 232L84 231L82 232V233H84V235L82 233H79L77 230L78 229V226H77L78 223L75 224V222H74V225H75L74 226ZM18 222H16V223H18ZM29 223H31V222H29ZM250 223H251V220H250ZM253 223H255V222H253ZM4 224H2L4 226V229H7V228H5V226H7V225H4ZM22 224L24 227V225H26V222L22 223ZM187 224H189V223L187 222ZM164 225H166V224H164ZM171 225H174V222ZM3 226H2V231L4 230ZM13 226L20 228V226H17V225H13ZM33 226H36V225L33 224ZM94 226H95V224H94ZM162 227H164V228H162ZM170 227H173V226H170ZM245 227L247 228L246 232H248L246 235H249V236L244 235L243 234L244 232L242 233V231H241ZM19 228H17V229H19ZM175 228H177V226H175L172 230H174ZM185 228H186V226H185ZM74 229H75V231H74ZM80 229H81V227H80ZM151 229L155 230V232H153ZM76 230H77L78 234L76 235V233H75L76 237H73L72 234L71 235L69 234L72 238H70L67 241L65 240L67 242L66 245L64 244L65 241H63L64 243H62L61 241L58 243H54L55 240H58L57 239L58 236H60V237L62 236L61 234H64V235L67 234L68 235V233H74V232H76ZM91 230L93 231L94 228H91ZM168 230H169V228H168ZM9 231L7 233H10ZM263 231H264V229H263ZM93 232L97 233L96 230ZM114 232H116V233L114 234ZM163 232L165 233V230H163ZM151 233H154V234L151 235ZM87 234H88V238H89V232ZM168 234L169 233H167V234L165 233L164 236H166ZM240 234H241V236H240ZM0 235H2V234H0ZM67 235L65 237H67ZM86 236H85V238H86ZM109 236H111V235H109ZM182 237L183 236H179L180 239H182ZM4 238H5V236H4ZM9 238L10 237H8V239ZM26 238H29V237H26ZM33 238H35V237H33ZM37 238H38V236H37ZM92 238L94 239L93 236H92ZM115 238H114V240H115ZM90 239H91V235H90ZM95 239H97V238H95ZM99 239H100V243H101V238H99ZM178 239H177V242H179V243H176L177 246H178V244H180L181 247H183V245H182L183 242L181 240H180L181 242L178 241ZM11 240H13V239H11ZM53 240H54V242L52 243ZM0 241H1V239H0ZM2 241H1V243H3ZM102 242H103V239H102ZM254 242H255V245H254V247H252ZM25 243L27 244V242H25ZM263 243H264V240H263ZM3 244H1V245H3ZM32 244H37L38 246H43L42 241L37 242V240L36 241L34 240ZM5 245L6 244H4V246ZM180 245L178 248H180ZM7 246L9 247L10 245H7ZM45 247H46V245H45ZM1 249H2V246H1ZM20 249H21V247H20ZM114 249H116L115 246H114ZM17 250H19V247L17 248ZM25 250H24V252H25ZM117 250L119 251L118 248H117ZM117 250H115L114 252L119 253ZM181 250L182 249L180 248L179 252ZM21 251H23V250H21ZM21 251H20V257L22 255ZM112 251H113V249H112ZM198 251H200V250H198ZM187 252L184 253V251H183V254H184L183 256H186L185 254L189 253V252L188 253ZM202 252H201V254H202ZM181 253H182V251H181ZM4 254H5V252H4ZM27 255H29L31 257V253L30 254L27 253ZM27 255H25V256H27ZM69 255H70V253H69ZM25 256H24V258H25ZM29 256H27V257H29ZM59 256L55 257V258H58L55 260H59ZM190 257H191V255H190ZM34 259H35V257H34ZM52 259H50V261L48 259H46V261H43L42 264H57V262L54 263V261ZM65 259H66V257H65ZM118 260H119V258H118ZM67 262H65V263H67ZM18 264H20V263H18ZM60 264H64V263L60 262ZM101 264H104V263H101ZM200 264H202V263H200ZM203 264H206V263L203 262Z\"/></svg>", "mask_w": 264, "mask_h": 264}, {"label": "rangeland", "instance_id": "2", "mask_svg": "<svg viewBox=\"0 0 264 264\" xmlns=\"http://www.w3.org/2000/svg\"><path fill=\"white\" fill-rule=\"evenodd\" d=\"M26 1H28L29 2V0H26ZM40 1H41V3H42V1H43V3L45 2V0H39V2H37V0H32V2H31V0H30V4H32L33 2V6H36L35 8L37 9V10H39V12L41 13V14H43V15H45V13H51V14H54V16L53 17H57L59 14H61V15H59L60 16V19L61 20H63V22L65 21V23H63L61 20H57L56 18H54L57 22H60V23H62L63 24V26H64V29H66L68 32H69V34L71 35V36H74V37H76L77 39H80L81 41H83V42H86L87 43V45L90 47H96V48H99V50H101V49H103L102 51H104V53L105 54H114L115 56H114V58H116V60L115 61H117L118 60V58H117V56H116V54H118V57H120V58H122V56L123 55H125V52L127 51L128 53H130L131 54V51H132V54L131 55H134V56H136V57H138L140 60H143V61H146L147 63H149V65H156V67H154V68H156V70L158 71L159 70V68L158 67H161L162 69H164V73H166L169 77H170V74H171V76L172 77H175V79L173 78V80L175 81V83H174V81H173V83H174V85H175V87H176V89H175V87H174V89H175V92H176V95H179V96H177L178 97V104L180 105V106H182L184 109H185V111H187V109H190V111H189V113H188V111L186 112L187 113V115L190 117V119H192L191 121H194V119H195V117L196 116H194V114H196L197 113V111H199L197 114H199L200 115V113L201 114H203L202 113V110H203V112H204V102L205 101H203L204 100V98H205V100H207V93L210 91V89H206L204 86H201V85H199V80H202L204 83H206L207 85L208 84H210L211 83V80L213 79V75H215V73H214V71H213V75L211 74L210 75V73H212V71H210V69H214V66L212 65L214 62H216V59L215 58H212V59H214V60H212L211 58L209 59V63H208V56L210 55L209 54V52H208V50L206 49H203L202 48V45L203 44H201V48H199V45L200 44H197L196 45V42L195 41H198L199 40V38L201 39V40H203V41H205L204 39L205 38H207V40L209 41L210 39H212L213 38V35L211 36H208L206 33V35H207V37H205L206 35H204L203 34V36L205 37L204 39H203V37L201 36V33L200 34H198V33H191L190 35H188L189 37H188V39H190L191 40V36H193V38H192V40H191V43H193L192 45L194 46L193 48L195 49V51H197V50H200V52H196L198 55H200L201 56V58H200V60H203V61H205V63L203 62V63H201V64H199V65H194V74L193 75H195L196 77H193V79L194 80H192V84H193V86H189V84H187V86L185 87V89H183V88H181V85L182 84H184V85H186L185 83H187L188 81H186L187 79L185 78V81L183 82V80H184V77H186V75L188 76V75H190V73H193L191 70H190V68L187 70V73H185V69L184 68H186V65H185V63L183 62V60H184V58L182 57V55H180L181 53H180V50H178V48L177 49H175L176 47H173V44H174V42L177 44L178 43V39L176 38L175 39V37H178V35H183V32H182V30H181V27H180V30L181 31H179V32H177V35L175 36V37H173L172 35H170V37H173V38H170L169 37V35L167 34V33H176V32H171L172 30H170V29H161V27H160V29H159V27L158 26H161L160 24L161 23H163L162 22V20L164 21V19H157V18H159L160 17V15L158 14V13H156V11H154V9L150 6V5H148V3H147V1H149V0H140L141 1V3L144 5H142L140 2H137V0H136V2L134 3V4H130V5H128V7H129V9L130 10H128L127 8V5L126 4H124L123 3V1L122 0H119V1H117V0H111L110 2L112 3V2H114L113 4H115V5H113V6H115V7H112V4H108V7L110 8H108V7H106L107 6V3H109L107 0H103V1H105V2H103L102 0H93L94 2H92V1H90V0H62V1H64V2H62L61 0H58L59 1V3L57 2V1H54V3L53 4H58V8L60 9H58V8H56L57 7V5H54L55 6V8H56V10H55V8H54V6H53V8H50V11L49 10H46V9H42L43 8V6L44 5H41V3H40ZM66 1H68V3L66 2ZM83 1V2H82ZM143 1V2H142ZM145 1V2H144ZM216 1H219V0H216ZM222 1V0H221ZM224 1V0H223ZM237 1H239V2H241V3H244V4H254V3H256V5L258 4H261V5H259L260 6V13H261V15H264V4H262V2L264 3V0H237ZM256 1V2H255ZM259 1V2H258ZM35 2H36V5H34L35 4ZM48 2V1H47ZM46 2V3H47ZM52 2H53V0H52ZM55 2H57V3H55ZM90 2V4H88V3ZM220 2V1H219ZM38 3H40V9H38V7H37V5H38ZM42 3V4H43ZM94 3H96L95 4V6H93L94 5ZM101 5H99V4ZM120 3H122L121 5H120ZM137 3V4H136ZM139 3H140V5H142L143 7L140 9H138V7H139ZM60 4H64L63 6L61 5V8H60ZM67 4V5H66ZM92 4V5H91ZM106 4V5H105ZM89 5H91L92 7H94V8H92L91 6H89L90 8H92V9H89V7L88 6ZM68 6V9L67 8H65V7H67ZM44 7H46V6H44ZM52 7V6H51ZM62 7H63V9H62ZM88 7V8H87ZM98 9H97V8ZM103 7V8H102ZM106 7V8H105ZM141 7V6H140ZM146 7V8H145ZM48 8V7H47ZM78 8V9H77ZM152 8V9H151ZM54 9L55 11L54 12H52V10ZM61 9H62V11H63V14H62V11H61ZM64 9H66L67 11H64ZM104 9H105V11H106V13H103L104 12ZM142 9H144V10H146L145 12L142 10ZM45 10V11H44ZM70 10V11H69ZM102 10H103V12H102ZM126 10H128V11H126ZM150 10V11H149ZM42 11L44 12V13H42ZM58 11H61L60 13H58ZM94 11V12H93ZM109 11V12H108ZM138 11H139V13H138ZM148 11H149V13H148ZM126 12H128V13H126ZM152 12V13H151ZM64 13H65V15H64ZM68 15H67V14ZM97 13H98V15H97ZM100 13V14H99ZM131 14V16H130V14ZM137 13V14H136ZM141 13V14H140ZM143 13V14H142ZM151 13V14H150ZM57 14V15H56ZM69 14L71 15V16H69ZM72 14H73V16H72ZM112 14V15H111ZM136 14V15H135ZM146 14H147V16H146ZM150 14V15H149ZM155 14V15H154ZM14 14H12V13H10V12H8V11H6V10H0V21H1V23H0V39H2L3 38V40H2V42H3V44L1 45V46H3V45H5V42L7 43V40H12L13 42H12V44H13V46L12 47H10V46H8V47H10L13 51L12 52H15V53H17L18 54V50H20V49H18V48H22V46L21 45H18V44H20V43H22L23 42V40L24 41H27V42H30V43H32L31 45H34V46H30V49L28 48V49H26V54L28 53V55H29V53H30V51H31V53H34V54H32L33 56H35V59H37V57L40 59V60H42V61H40V60H35L34 59V62H39V63H43L42 65H43V67H44V64H47V65H45V68H46V72H50V73H52L51 75H56V76H54L55 78H53V79H55V81L57 82V83H59L58 85L61 87V86H63L62 84H65V83H68V84H70V83H74V84H78L79 82L78 81H80L81 79H83L82 81H80V85L82 86V90H83V88H84V86H86L85 88L87 89L88 87H90V83H91V81H95V79H97L98 81H100L101 79L103 80V78H104V76L102 77L101 75L99 76L98 74H95V73H89V72H87V71H85L82 67H80V65L78 64V66L77 65H74V64H77V61L79 60V58H78V54H76L75 52L74 53H71V58L72 59H68V60H65V59H67V58H64L63 59V57H61L59 54H57L56 52H52L51 50L49 51V49H47V47H44V44H42L43 42L37 37V35H34L33 34V29L31 28V27H29V24L26 22V21H24L23 19H20V17H18V16H16V15H14ZM104 15H105V17H104ZM109 15H111V16H109ZM145 15V16H144ZM69 16V17H68ZM77 16H80V17H78V18H76ZM154 16H156V18L154 17ZM52 17V18H53ZM70 17H73V18H70ZM83 17H85V18H83ZM130 17V18H129ZM82 18V19H81ZM89 18V19H88ZM104 18H106V19H104ZM151 18V19H150ZM54 19H51V21L54 23V24H58ZM76 19H79V21L80 20H82V21H84V22H82L81 21V23L82 24H84L83 25V27H86L87 25H88V27H86V28H88L87 30L89 31V33H90V31H92L93 33H94V35H96V39H95V37H93L94 35H93V33H92V35L93 36H90V38H94V41H96L97 40V38H98V40L99 41H96V42H98V43H96V44H98V45H95V44H91V43H89V42H87L88 40H85V39H87V38H83L82 39V37H80L79 38V33H78V36H77V34H76V31H75V33H74V31L73 30H70L71 28H72V26H70L71 24H72V22H71V24H70V22L69 21H75ZM91 19V20H90ZM145 19V20H144ZM3 20V21H2ZM23 20V21H22ZM69 20V21H68ZM153 20V21H152ZM6 21V22H5ZM73 21V22H74ZM92 23H91V22ZM171 21V20H170ZM85 22H86V24H85ZM4 23V24H3ZM147 23H148V25H147ZM152 23L153 24H156L157 25V30H156V28H155V30L156 31H158V32H155V30H152L153 28H154V26H156V25H152ZM158 23H159V25H158ZM164 23H165V21H164ZM163 23V24H164ZM7 24V25H6ZM183 24H187V23H183ZM25 27H24V26ZM73 25V24H72ZM261 25H262V27H261ZM260 26H259V29L260 28H262V30L263 31H261V29L259 30V32H260V38H261V34H263L264 33V25L263 24H261ZM62 26V27H63ZM151 28H150V27ZM71 27V28H70ZM82 27V28H83ZM105 27V28H104ZM148 27V28H147ZM190 27H193L192 25L190 26ZM26 28V29H25ZM80 28L81 30L80 31H84V32H86L87 30L85 29V28ZM131 28V29H130ZM138 29V31L139 32H137V29ZM187 28L188 29H190L189 28V25H187ZM143 29V30H142ZM149 29V30H148ZM151 29V30H150ZM176 29V28H175ZM27 30V31H26ZM35 30V29H34ZM144 30H145V32H144ZM167 30V31H166ZM177 30H179V28H177ZM184 30V29H183ZM82 31V32H83ZM88 31L86 32V33H88ZM134 31V32H133ZM150 31H152V32H150ZM129 32L131 33L130 35H133L135 38H133V36H131L130 37V35H129ZM144 32V33H143ZM147 32V33H146ZM153 32H155L154 34H152ZM167 32V33H166ZM261 32H263V33H261ZM29 33H31L32 35H30ZM106 33V34H105ZM133 33V34H132ZM136 33H139V35L138 34H136ZM149 33V34H148ZM153 35H151V34ZM162 33H165V36L162 34ZM140 34L143 36V38L140 36ZM158 35V38H157V35ZM194 34H196V35H194ZM10 35H12L11 36V38H7V37H9ZM138 35V36H137ZM152 37H151V36ZM162 35H163V37H162ZM199 35V37L197 38V36ZM264 35V34H263ZM263 35H262V38H263ZM14 36H15V38H14ZM24 36V39L22 38ZM98 36V37H97ZM127 36L129 37V38H127ZM146 36V37H145ZM155 36H156V38H155ZM201 36V37H200ZM17 37V38H16ZM126 37V38H125ZM137 37V38H136ZM139 37V38H138ZM141 37V38H140ZM150 37V39H147V38H149ZM179 37H181V36H179ZM210 37V38H209ZM212 37V38H211ZM7 40H6V39ZM38 38V39H37ZM100 38H102V39H100ZM168 38V39H167ZM169 38L170 39H173V44L171 43V45H169V44H165V43H169ZM198 40H197V39ZM262 38L260 39V41L262 40ZM4 39L6 40L5 42H4ZM23 39V40H22ZM113 39H115V40H113ZM125 39H127V42H126V40ZM154 39H156V41L154 40ZM161 39H162V41H161ZM164 39V40H163ZM180 39V38H179ZM101 40V41H100ZM102 40H107L106 42H105V44L107 45H105L106 46V48H105V46H103V44H104V42H102ZM132 40V41H131ZM145 41L144 43H147V41H149L148 42V44H146V45H143L144 43H140V41ZM147 40V41H146ZM175 40V41H174ZM207 40L205 41V42H207ZM21 41V42H20ZM114 41L117 43L118 42V44H116V43H114ZM125 41V42H124ZM129 41H131V42H129ZM160 41H161V43H160ZM167 41V42H166ZM1 42V43H2ZM15 42H16V44H15ZM39 42V43H38ZM42 42V43H41ZM99 42H102V43H100L99 44ZM263 43L262 44H260L262 47H264L263 45H264V38H263V41H262ZM124 43H126V44H124ZM129 43V44H128ZM156 43V46L154 47V44ZM259 43H261V42H259ZM259 43H258V46H259ZM15 44V45H14ZM120 44V45H119ZM131 44V47L129 46ZM152 44H153V46H152ZM176 44H174V46H176ZM6 45H8V44H6ZM128 45V46H127ZM140 45V48L139 47H137V46H139ZM149 47H148V46ZM16 46H18V48L16 49L15 47ZM136 46V47H135ZM145 46H146V48H145ZM151 46H152V48H151ZM204 46V45H203ZM259 47L260 49H259V51L261 50H263V49H261L262 47ZM9 48V49H10ZM32 48H33V50H32ZM37 48V49H36ZM101 48V49H100ZM150 48V49H149ZM153 48H157L156 49V52H155V50L153 49ZM192 48V47H191ZM196 48H199V49H196ZM204 48H207V46L206 47H204ZM1 50H2V47L0 48ZM14 49H15V51H14ZM122 49H123V51H122ZM139 50V51H141L140 53L139 52H137V51H135V50ZM146 50V52H144V51H142V50ZM154 50V51H152V50ZM29 52H28V51ZM35 50V51H34ZM202 50V51H201ZM204 50V51H203ZM34 51V52H33ZM38 51V52H37ZM150 51H152V53H150ZM261 51L259 52V55L260 54H262V53H264V50H263V52L261 53ZM2 52V51H1ZM10 52H11V50H10ZM127 52H126V54H127ZM137 52V53H136ZM144 52V53H143ZM150 53V54H149ZM154 53V54H153ZM158 53V54H157ZM182 57H180L181 58V60L179 59V55ZM206 55L207 53L209 54H207L208 56L206 57V56H204V54ZM16 54V55H17ZM139 56H138V55ZM152 54V55H151ZM157 54V55H156ZM183 55H186V54H184V53H182ZM6 55H7V58L6 59H8V60H12L13 61V63L14 62H17L18 60H17V58H18V56H16V55H13V56H11L10 54H8V53H6ZM31 54H30V56L32 57V59L31 60H33V56H32ZM36 55H38V56H36ZM112 55H110L111 57H112ZM120 55V56H119ZM153 55L154 56H156V57H154L153 58ZM164 55V56H163ZM150 56V57H149ZM152 56V57H151ZM166 56V57H165ZM195 56V55H194ZM200 56H198V57H200ZM261 57H262V59L264 60V55L262 54V55H260ZM13 57H14V60H13ZM40 57H42V58H40ZM12 58V59H11ZM16 58V59H15ZM30 58V57H29ZM113 58V57H112ZM153 58V59H152ZM151 59L153 60V61H151ZM156 59V60H155ZM191 58H189V61L190 62H194V60H195V57L193 58L192 57V60H190ZM206 59V60H205ZM261 59V60H262ZM22 60H24V59H22ZM21 60V61H22ZM76 60V61H75ZM148 60V61H147ZM155 60V61H154ZM263 60H262V66H263V68H264V62H263ZM21 61H18V63H16V64H19L20 65V62ZM69 61V62H68ZM113 61V60H112ZM119 61H122V60H120L119 59ZM158 61H159V64H158ZM181 61V62H180ZM206 61H207V65L208 64H210V69L208 68V66L206 65V66H204L205 64H206ZM23 62H25V61H23ZM32 63H33V61H31ZM46 62V63H45ZM154 62V63H153ZM163 62H165V63H163ZM187 62V61H186ZM11 63V62H10ZM22 63V62H21ZM152 63V64H151ZM180 63V64H179ZM15 63L14 64H12L11 63V67L12 68H14L13 66L14 65H16ZM23 64V63H22ZM21 64V65H22ZM164 64V65H163ZM180 66H179V65ZM1 65V64H0ZM13 65V66H12ZM21 65H20V68H21ZM158 65V66H157ZM176 65L179 67L178 69H176ZM202 65H203V67H202ZM211 65H212V67H211ZM185 66V67H184ZM150 67V66H149ZM164 67V68H163ZM166 67V68H165ZM188 67V66H187ZM196 67H199V69L197 68L196 69ZM208 68V69H205V68ZM10 68V67H9ZM22 69V68H21ZM51 69V70H50ZM75 69V70H74ZM81 69V70H80ZM181 69H182V71H181ZM184 69V70H183ZM201 69V70H200ZM212 69V70H213ZM14 72H13V71ZM170 72H169V71ZM206 71V73H205V71ZM214 70H216V69H214ZM11 71L13 72V73H15V69H11ZM64 71L65 72H68L67 74H65L64 73ZM75 71H78L79 73H77V72H75ZM82 71V72H81ZM166 71V72H165ZM168 71V72H167ZM200 71V72H199ZM210 71V72H209ZM54 72V73H53ZM263 72H264V70H263ZM50 73H47L48 75L50 74ZM111 72H107L106 71V73L104 72L103 74H109V75H111V74H113V73H111ZM185 73V74H184ZM189 73V74H188ZM69 74V75H68ZM174 74V75H173ZM210 75V77H209V75ZM59 75V76H58ZM68 75V77H66ZM75 75H77V76H75ZM91 75V76H90ZM94 75V76H93ZM98 75V76H97ZM166 75V76H167ZM176 75V76H175ZM192 75V76H193ZM208 75V76H207ZM81 77V79H78V78H80ZM83 76H84V78H83ZM182 76H184V77H182ZM192 76H189V77H187V78H190V77H192ZM62 77V78H61ZM69 77H73V78H69ZM98 77H101V78H99L98 79ZM58 78V79H57ZM106 78H107V80H106ZM71 79V80H70ZM105 80L104 81H106V83L105 84H109V83H113V82H116V80H114V79H112V78H110V77H105L104 78ZM170 79H171V77H170ZM182 79V80H181ZM192 79V78H191ZM48 81V79H44V83H47V81ZM85 80H86V82L88 83V82H90V83H88V87H87V83L85 82ZM96 80V81H97ZM210 80V81H209ZM118 81V80H117ZM177 81V82H176ZM195 81V82H194ZM198 81V82H197ZM60 82H63L62 84L60 83ZM65 82V83H64ZM208 82V83H207ZM117 83V82H116ZM115 83V84H116ZM121 83V82H120ZM119 83V84H120ZM177 84V85H176ZM195 84H197V85H195ZM84 85V86H83ZM207 85H206V87H207ZM197 86V87H196ZM211 86V85H210ZM187 87H189L188 89L189 90H191L190 91V93H191V96L189 95L188 96V94H187V92L185 91L186 89H187ZM194 87V88H193ZM196 87V88H195ZM213 87V86H212ZM84 88V89H85ZM179 88H181V89H179ZM199 88V89H198ZM183 89V90H182ZM195 89H198L197 91H199V92H197ZM193 90V91H192ZM206 91V93H205V91ZM209 90V91H208ZM84 91V90H83ZM181 91H183L184 92V95H183V93H181L180 94V92ZM208 91V92H207ZM245 91V90H244ZM196 92V93H195ZM187 95H186V94ZM193 93V94H192ZM206 94V97H204L203 99L201 98V95H203V94ZM244 93H246V91L244 92ZM204 94V95H205ZM181 95H183V96H181ZM186 95V96H185ZM203 95V96H204ZM108 96V95H107ZM199 96V97H198ZM202 96V97H203ZM186 97V98H185ZM190 99H188V98ZM153 98V97H152ZM151 98V99H152ZM183 98H185L184 100H183ZM105 99H109V101H112V100H114L115 98L114 97H112V96H108V98H105ZM186 99H188L187 101H189V103L186 101ZM199 100V101H198ZM108 101V102H109ZM186 101V102H185ZM197 102V103H196ZM199 102H202L201 104H202V106L203 107H201V105H199L198 103ZM43 103V102H42ZM157 103H158V105H157ZM186 103V104H185ZM198 104V106H200V107H198L197 108V105L196 104ZM46 103H44V104H42V105H39V104H37L36 106L37 107H44V108H48V106L47 105H45ZM196 106H195V105ZM156 105H157V107L160 105V103L159 102H156ZM187 106L189 107V108H187ZM193 106H195V107H193ZM161 109H163L162 108V105H160L159 106ZM157 109V108H156ZM195 109H197V111L195 112ZM158 110V109H157ZM165 109H163L162 111L161 110H159V114L160 113H162L161 115H162V117H163V120H162V117L160 118L162 121H161V124H163V127H165V128H163L162 126L160 127V129L161 128H163L161 131H160V129L158 128V127H156L157 129L156 130H159L158 132L156 131V130H151L150 131V129H152V127H155V125H157V123L155 124V123H153V124H155V125H153L152 127H150V125L148 126V123H147V126L145 125V124H143V125H145V126H142V127H146L145 128V130L146 131H144L142 128L140 129V130H143V131H140L139 129L138 130H136V129H127V128H125V130H124V128H123V130H122V133H123V131H125L124 133H125V135L127 136L128 134H129V136H130V134L131 135H133V138L132 139H135L136 141H138L137 143H138V145L140 146L139 148H137L138 150H140L141 152H143V154H144V160H141L140 162H143V163H145L144 165H143V163H142V165L143 166H139L141 163H139V164H137V166H136V164H132V165H130V164H128V162H123L122 163V161H119V160H114V162L116 163V164H118L117 166H116V164L113 162L112 163V161H113V159H112V161H111V159H110V157H108V155L107 156H103V155H106V154H101V156H103V157H106V158H103V163H104V165H103V163L102 164H99L98 165V167L99 166H101V167H99V168H101L100 170H102V169H104V170H106L105 172H107V174L110 172V170H109V172H108V170L107 169H105V164H106V167H107V165L109 166V164H111L112 166H113V164H115V167H111L110 166V168H116V167H119V164H121L120 165V167H122V170H123V166L122 165H124L125 163L127 164V169L129 168V166H131L127 171H128V173H130V174H128V173H126V174H128L129 176L131 175V173L134 175V177L135 178H133V180H135L136 181V183L139 181L138 179H141V181H143V182H141V181H139L138 183H137V185H138V189H140L141 188V191L143 192V193H145V194H147L146 196H144V194H142L141 195V191L140 190H137V187H133V183H131V185L130 184H127V182L128 183H130L127 179L129 178L130 180L132 179L131 177H128L126 180L124 179V184H125V182H126V186L124 187V186H121V188H120V190H123V191H125L126 192V194H129L130 193V201L131 200H133V199H136L134 202L132 201V202H129L128 201V199H129V197H128V195H126V197L125 198H127V203L129 204V205H131V203H132V205L135 207L136 205V207H138V209H140V210H142L141 212H149V210L151 209V207H153L151 210H154V209H157L158 210V208H159V211H158V213L160 214V217H161V214L163 213V214H165V216L162 214V217H161V219H163L164 221H165V223L164 224H166V225H164V224H161V226H169L168 228H169V230H168V228L166 227V229L169 231H167L164 227H162V228H164L163 230H165V233L167 234V233H169L168 235H166V236H164L165 235V233L163 232V230H162V232L160 231V233H158V235H159V242L160 243H163V245L162 244H160V247L162 246V248H167V249H169V252H171V253H173V254H175V252L174 251H176L177 250V254L178 255H180L181 256V259H182V261L184 260V261H186L187 259L192 263V264H198L199 262L200 263H202L203 264V262L204 263H208V264H214V263H212L211 262V260L206 256V255H204V252H202L203 250L201 249V247H199L200 246V243L197 241V239H196V237H195V235L193 234V231L191 230V228H190V222L187 220V219H185V217L184 216H182L183 214H182V206H181V203H180V200H179V197H178V193H177V190L174 188V185H175V183L173 182L174 180L172 179L174 176V170H175V163H176V160L178 159V152H177V154H176V151L174 150V148L173 147H176V145L174 146V141L176 140V137L177 136H174V135H171L170 133H167V131H166V127L167 126H165V125H167V121H168V117H167V114H166V112L164 111ZM201 111V112H200ZM148 112V113H147ZM147 114L149 115L150 113H149V110H147ZM157 113H158V111H156ZM146 113H144V114H146ZM206 113V112H205ZM55 115V117L56 118H58V119H60V115H64V114H67V112H63V111H61L60 112V110H58V113L56 112V113H54ZM69 114V113H68ZM67 114V115H68ZM71 114V115H70ZM69 115H68V117L69 118H72L71 120H70V122L71 123H69V125H68V123L65 121V120H58V119H54V121H55V123H53L54 125H53V127H55L56 129H54V128H52V130H55V131H51V129H49L50 131H48L50 134L51 133H53L54 132V134H52V135H50L48 132L46 133V132H44V131H42L41 130V132H42V134L43 135H45L46 137H45V139L47 140V147H46V145L44 146L46 149H45V151H44V153H42V152H40V150L39 149H37V147L36 148H33L34 150H36L37 149V153H42L40 156H41V160H43L42 162H45L46 164H48V169H46L45 168V170H49V172L47 171V173H46V171L45 170H43L44 168H42L41 170L38 168L39 167V165L41 166L42 165V162H41V160H39L38 158V155H36L37 157V159L36 160H33V161H31V163H33V162H38V163H33L32 165L30 164V163H27V161L28 160H25L26 161V163H21L20 164V167L21 168H19V163L17 164V166H18V168L20 169H18V168H16V167H14V166H16V165H13V166H11L10 167V164L8 165V163H9V161L7 160V158L5 159V157H8V155L6 154L7 152H2L3 151V149L1 150V152L0 153H2V154H0V158H2L0 161H2L3 163V165H0V166H2V170L3 169H5V170H3V171H1L0 170V176H2L1 174H5L6 172H8V171H6V170H8L9 169V173L10 174H12L13 176H14V178L12 179L11 178V180H10V178H9V180H10V182H9V180H7L6 181V179L8 178V177H6V175H8L9 173H7L6 175H4V176H2L1 178H0V180L4 183V182H6V183H1V181H0V185H4L5 187L7 186V184H8V186L6 187L7 188V190H6V188L3 186V188L5 189H3L2 188V186H0V209L3 211V210H7L6 208H8L12 213H11V215L13 214V217L12 218H15V219H12L11 218V221L13 222H11V221H5V218H10L9 216H10V211L8 210V212H5V211H3V212H1L0 211V214H1V216H3L2 215V213H4V216H5V218H4V221L5 222H2V224H4V225H7V226H5V228H7V229H4V226L1 224V222H0V234H2V235H0V239H1V241L4 243V244H6L5 246L7 247H5L4 246V244L3 243H1V241H0V264H18V263H20V264H42V262L43 261H46V259H48L49 261H50V259H52L53 257V261H54V263H56L57 262V264H60V262H63L64 264H68V262L67 261H75V259L73 258V257H71V252H69V250H60L59 248L60 247H57L56 245L54 246V245H51L50 243H48V245L46 244V242H49V241H47V239L49 240L50 238L46 235V232L48 233V231L49 230H52V229H54L55 227H53L54 225H56V224H59L60 222L59 221H61V219H66L67 221H72L74 218H75V220H73L72 221V223H73V225H74V222H75V224L76 223H78V232L79 233H82L83 231L85 232V235H84V233H82L83 235H84V240H85V242H83L84 244H85V246H87L86 245V243H94V244H96L98 241H99V244L97 243V246L98 247H100V248H102V249H105V248H107V247H109V246H107L108 244L110 245V243H113V244H111L110 245V247L113 249V251H112V249L110 248L109 249V252H107V253H105V254H107L108 256H110V257H114L112 260L113 261H111V263H110V261H108V259H106L105 261L106 262H101V263H104V264H125V261H126V259L122 256V249H121V251H120V248L119 247H117L118 246V241H116V238H115V235H113V234H109V233H107L106 231H108V230H110V228H112L111 226H112V224H115V222L117 223V225L119 224L117 221H118V219L117 218H119V217H121L119 214H117V212H116V214L117 215H119V216H116V214H115V208H112L114 205H115V203L116 204H118V206H121V202H119L121 199H123V198H119V196H117V199H115V201H112V199H110V197H111V195L113 196V194H114V192L112 193V192H108V191H106L105 189H104V191L101 193V189H99V192H97L95 189H97L98 190V188L97 187H99V182L98 181H95L96 179L93 177L94 175L92 174V172H90V170H84L83 169V166L85 165H83V163H85V162H83V161H81L82 162V167H79V166H81V162L79 161V162H76V161H72V160H70V158H68V157H70V152H69V150L70 149H68L69 147H71V146H73L72 147V149L73 150H75L77 147H75V143H74V138H71V136L72 135H74L73 133L74 132H76V131H81L80 133L82 134V132H83V128L81 129V128H79L78 127V124L79 123H76L75 121H78L76 118H78L79 117V115H76V114H74L73 113V115H72V113H70ZM146 114V115H147ZM196 114V115H197ZM66 115V116H67ZM85 115H87V116H85ZM91 115V116H90ZM204 115H207V113L206 114H204ZM204 115H200V116H198L197 115V119H195V121H197V123L194 121V123H193V125L195 126V123H196V126L195 127H197L199 124V126H200V128H198V129H196V133H201L202 131H205V129L203 130V127H201V123H199V118H200V122L203 120V119H201V117H203ZM40 116V115H39ZM71 116V117H70ZM76 117L75 119H74V117ZM95 116V117H94ZM93 116V114H89L88 112L85 114L84 113V116L82 115V117H84L83 118V121H81V123H83L84 122V120H85V117H86V120L85 121H88L86 124H89L90 123V121L91 120H93L94 118H96V117H98L99 119H101V117H102V115H100V114H97V115H94ZM101 116V117H100ZM87 117H89V119H87ZM92 117H94V118H92ZM149 117V116H148ZM147 117V118H148ZM151 117V116H150ZM149 117V118H150ZM207 117V116H206ZM91 118V119H90ZM98 118H96V119H98ZM194 118V119H193ZM204 118H205V116H204ZM208 118V117H207ZM41 121L43 120H46V119H41V118H39ZM34 120V121H38V123L39 122H41L40 120ZM96 119H94L95 121H96ZM210 119V116H209V118H208V120ZM56 120H58V123H57V121ZM91 121L92 123H90V124H95V121ZM205 121L207 120V119H204ZM33 121V122H34ZM48 121V120H47ZM99 121V120H98ZM98 121H96V122H98ZM79 122H80V120H79ZM207 122V121H206ZM49 123V122H48ZM57 123V124H56ZM81 123H80V125H81ZM169 123V122H168ZM199 123V124H198ZM34 125H36V126H38V125H41L40 123L39 124H37V123H33ZM71 124V125H70ZM75 124H76V126H75ZM84 124V123H83ZM131 125H134V124H136V123H133V121H132V123H130ZM130 124H128L129 126H130ZM92 125V126H93ZM137 125V124H136ZM159 125V124H158ZM67 126H68V129H65V128H67ZM72 126V127H71ZM85 127H88L87 125H84ZM95 126V125H94ZM107 126V125H106ZM65 127V128H64ZM69 127H71V130H73V132L69 129ZM111 127H112V125H111ZM57 129H62L63 130V132H60V131H62V130H57ZM113 129H115L114 128V126H113ZM113 129H110V130H108V132L110 133V135H114V132L113 131H115L116 133H117V130L115 129V130H113ZM201 129V130H200ZM56 130H57V132L59 131V133H58V135L56 134L55 135V132H56ZM66 130H67V132H66ZM111 130H113L112 131V134H111ZM130 131L129 133H126V131ZM40 131V130H39ZM70 131L72 132V134L70 133ZM88 131V130H87ZM99 131L100 132H102L101 130H98L97 128L96 129H92L91 130V132L93 133V136L95 137V138H99ZM127 131V132H128ZM153 131V132H152ZM201 131V132H200ZM214 131V128H213V130H210V134H209V136L207 135L208 134V130L207 131H205L204 132V134H205V136H206V138H210L209 140L211 141V142H213V138H214V142H216L215 141V136H216V133H217V131L218 130H216L215 129V134L213 133L212 134V132ZM226 131V130H225ZM225 131H223V133L225 132ZM56 132V133H57ZM69 132V134H68V136L69 137H66L67 135V133ZM77 133L76 132V134H75V136L77 135V134H79L80 135V133ZM107 131L106 132H104V134L105 133H108ZM120 132V131H119ZM161 132H163V133H161ZM45 133V134H44ZM65 133V134H64ZM115 133V134H116ZM219 134L216 136V138L218 139V136L221 134L220 132H218ZM246 133V132H245ZM245 133H241V134H236V133H234L233 131H230V133H229V131H227V132H225V135H223V139L222 138H219L218 140L219 141H217V142H220V141H223V143L224 142H226L225 144H227V147L229 146V148H231V149H229L230 151H231V156L228 154L227 156H226V158H224L225 160L227 159V157L229 156L231 159L233 158V160L234 161H236L235 163H234V161L232 162V160H230L229 159V157H228V159L230 160V162L232 163V165L234 166L233 168L234 169H231V171H232V175H230L231 174V171L229 170V171H227V172H230V173H228L229 175H228V177H231V176H233L234 178H230V180H229V183H230V181L231 180H233L234 181V179H236V177L238 176V178L240 177V178H242L240 175H241V173L244 175H242L243 176V178H245V177H248L249 176V178H247V179H251L252 181H253V184L255 183H259V185L257 186V185H255L254 184V187L255 188H257L256 190H262L261 192H263V195H264V189H262L263 187H264V176H263V174L261 175V174H259V173H257L256 175H255V172H261V173H264V165H262V164H264V152H263V154L261 153L262 151H264V147H262V145L261 146H259V145H257L256 144V142H255V140L252 138H250L249 136L250 135H248L247 133V135H248V137H246L247 135L245 134ZM47 134H49L50 135V137L49 136H47ZM102 134H103V132H102ZM157 134V138H155V136L154 135H156ZM226 134H228V136H231L230 134H232L233 136H235L236 137V135H237V139H239L240 141L238 142V140L236 141V139L234 140V142L236 141V142H238L237 143V146H235V145H233L232 143H233V140H232V142H230V140L232 139V138H234L233 136H231L232 138H230V137H228L227 138V136H226ZM246 135L245 137L243 136V135ZM54 135L56 136V139H54ZM64 135V136H63ZM66 135V136H65ZM117 136H118V133L116 134ZM121 135H123V134H121ZM120 135V136H121ZM124 135V136H125ZM164 135V136H163ZM214 135V136H213ZM63 136V137H62ZM74 136V137H75ZM82 135H80V137H81ZM108 136V135H107ZM120 136H118L119 138H120ZM125 136V137H126ZM129 136H127V137H129ZM148 137V139L147 138H145V137ZM150 136V137H149ZM208 136V137H207ZM64 137H65V139H64ZM77 137V136H76ZM79 137V138H80ZM105 137V136H104ZM152 137H154V138H152ZM161 137V138H160ZM168 137V138H167ZM169 137L171 138V139H173V140H171V139H169ZM211 137H213V138H211ZM246 139V138H248L247 140H245L244 138ZM50 138V139H49ZM66 138H68V139H66ZM70 138V139H69ZM83 138V137H82ZM129 138H131V137H129ZM145 138V140L144 141H142V139H144ZM226 138V139H225ZM52 139V140H51ZM56 140L55 142H54V140ZM105 139V141L107 140L106 138H104ZM108 139H109V137H108ZM160 139L161 140H163V141H160ZM212 139V140H211ZM49 140H51V142H48ZM63 140H65V141H63ZM74 140V141H73ZM99 140V139H98ZM134 140V141H135ZM153 140H155V142L156 143H158L159 142V144H156ZM156 140H158V141H156ZM168 140V141H167ZM169 140H171V142H169ZM226 140V141H225ZM228 140H229V142H228ZM243 140L246 142H243ZM253 140H254V142H253ZM67 141L68 142H70V143H67ZM71 141H73V142H71ZM102 141V140H101ZM248 141H249V143H248ZM250 141H252L251 143H250ZM54 142V143H53ZM65 142V143H64ZM99 142V141H98ZM109 143H101V145H99V146H97V147H99V148H97L96 147V149H93V151H99L100 150V152H101V150H103L104 148H107V146L106 145H108V146H112V142H114L113 141V139H111V140H109L108 141ZM148 142V143H147ZM164 143V146L163 145H160V143L161 144H163ZM166 142V143H165ZM172 145H170L169 143ZM217 142H216V144H217ZM236 142L234 143V144H236ZM51 143V145H49V144ZM61 143H62V145H63V147H61V146H59V145H61ZM149 143H150V145H149ZM155 143V144H154ZM229 143V144H228ZM230 143H231V145L232 146H230ZM240 143H242V145L240 144ZM70 144H73V145H70ZM75 144V145H74ZM106 144V145H105ZM145 144L147 145V146H145ZM214 144L215 143H212L211 144V146L213 145L214 146ZM248 144V145H247ZM250 144V145H249ZM253 144H256V145H253ZM56 145V146H55ZM143 145H144V147H143ZM156 145V146H155ZM247 145V146H246ZM50 146V147H49ZM151 146V147H150ZM163 146V147H162ZM169 146H171V148L169 147ZM212 146V147H213ZM246 146V147H245ZM249 146V147H248ZM251 146H252V148H251ZM255 146V147H254ZM33 147H35V146H33ZM51 147H55L54 148V150H52L53 148H51ZM65 147V149H64V152H62L63 151V149L62 148H64ZM95 147V146H94ZM146 147V148H145ZM156 147H157V149H156ZM160 147V148H159ZM169 147V148H168ZM233 147H235V149L233 148ZM259 147H262L263 149L260 151V150H258V151H260L259 153H260V155L258 154V152L255 150V149H259ZM51 148V149H50ZM61 148V149H60ZM81 148H82V146H81ZM102 148V149H101ZM168 148V149H167ZM214 156H215V161H213V163L211 162L212 161V159L214 160V157H212V159L210 158V160L211 161H209L211 164V166L213 167V168H215L214 170H217V172H216V174H217V176L219 175L218 173L220 172V164H218V163H221V162H223V160L221 161L220 159H223V158H219L218 157V154L216 155V151H217V149H216V147L214 146ZM240 148H242L241 149V151H240ZM250 148V149H249ZM253 148H255L254 150H253ZM32 149V147L30 148V150H33ZM99 149V150H98ZM113 149V148H112ZM158 149H159V151H161L160 149H163L160 153H159V151H158ZM213 149V148H212ZM234 149V150H233ZM237 149H239V150H237ZM248 151L249 150V152L251 153H249V155H247L248 153L246 152V150ZM33 150V151H34ZM73 150H71V151H73ZM92 150V149H91ZM219 148H218V151H217V153H219ZM240 153V155H239V153L237 152V151ZM26 151H28V150H26ZM51 151H53V154L51 153ZM104 151H105V149H104ZM151 151H153V153L151 152ZM236 151V155H234L233 153ZM252 151H254V152H256V153H254L253 152V154H254V156H252L253 158H251V155H253L252 154ZM25 152V151H24ZM46 152H48V153H46ZM52 154V156H51V154ZM62 152V153H61ZM106 152V151H105ZM140 152V153H141ZM146 152H148V153H146ZM155 152V153H154ZM158 152V153H157ZM162 152H165V153H162ZM168 152V153H167ZM244 152H246V153H244ZM26 153V152H25ZM47 155H46V154ZM75 153V152H74ZM244 153V154H243ZM4 154H6L7 156H5ZM45 154V156L46 157H44L43 155ZM48 154H50V156H49V159H51V161L48 159ZM56 154V155H55ZM62 154H65V155H62ZM69 156H68V155ZM163 154H164V156H163ZM166 154V155H165ZM257 154V155H256ZM261 154H262V156H261ZM4 155V156H3ZM58 155V156H57ZM62 157H61V156ZM161 155V156H160ZM244 155L246 156H248L247 158H249V159H247L246 157H244ZM256 155V156H255ZM64 156V157H63ZM166 158L165 160L168 162V163H166V161L164 160V158ZM217 156V157H216ZM233 156H235V157H233ZM244 158V160H245V158H246V160H245V162L246 161H248V162H246V163H248L249 164V162H252L253 161V159H254V161L253 162H255V160H256V165H254L253 164V162L251 163V164H249V165H247L245 162H244V160L242 159V157ZM260 156V158H257V157H259ZM43 157V158H42ZM51 157V158H50ZM60 157V158H59ZM108 157V158H107ZM150 157V158H149ZM157 157V158H156ZM255 157V158H254ZM261 157H263L262 159H261ZM45 158V159H44ZM217 158H218V160H220L221 162H217L218 160H217ZM59 159L61 160V161H59ZM105 159V160H104ZM172 159H173V161H172ZM242 159V160H241ZM252 159V161H249V160H251ZM259 159V160H258ZM5 160V161H4ZM63 160V161H62ZM217 160V161H216ZM229 160H226L228 163H230L229 162ZM22 161H23V159H22ZM242 161V162H241ZM6 162V163H5ZM8 162V163H7ZM24 162V161H23ZM30 162V161H29ZM60 162V163H59ZM118 162H120V163H118ZM217 162V163H216ZM257 162H258V164H257ZM260 162V163H259ZM261 162H262V164H261ZM45 163H43V164H45ZM69 163H71V164H69ZM78 163H80V164H78ZM147 163V164H146ZM164 163H165V165H164ZM230 163V164H231ZM243 163V164H242ZM6 164V166L8 167L9 166V168H7V167H5L4 165ZM23 164V165H22ZM27 164H28V167H27ZM29 164L31 165L30 167H29ZM34 164H36V165H38V166H34ZM62 164V165H61ZM67 164V165H66ZM72 164H74L75 165V167L73 168H71V166H72ZM167 164H168V166H167ZM173 164V165H172ZM215 164H218V166L216 165L215 166ZM244 164H246V165H244ZM22 165V166H21ZM64 165H66L67 167H70V168H67L66 166H64ZM79 165V166H78ZM155 165H156V167H155ZM214 165V166H213ZM43 166V165H42ZM47 166V165H46ZM102 166L104 167V168H102ZM126 166V165H125ZM124 166V170H125V167ZM144 166H147V168L148 169H150L149 170V172H147L148 171V169L146 170V167L145 168H143ZM149 166V167H148ZM151 166V167H150ZM159 168H158V167ZM165 166H167L165 169H164V167ZM254 166V167H253ZM3 167H5V168H3ZM25 167H27V168H25ZM33 167V168H32ZM34 167H35V169L37 170V169H39V170H35L34 169ZM44 167V166H43ZM119 167V168H120ZM172 167V168H171ZM216 167H219V168H217L216 169ZM242 167H244V169H242ZM247 167V168H246ZM64 168H66L65 170V172H64ZM75 168L77 169V170H75ZM98 168V169H99ZM107 168H109V167H107ZM157 168L159 169V170H163L162 172H163V174H162V172H160V171H157ZM249 168V169H248ZM251 168V169H250ZM260 168V170H258ZM10 169H11V171H10ZM21 169H22V171H21ZM27 169V170H26ZM63 169V170H62ZM69 169L71 170L70 171V173H69ZM117 170H118V168H116ZM152 169V170H151ZM252 169H254L255 171H254V174L252 173L253 171H251ZM16 170V171H15ZM19 171V173H20V176H18V178L20 177V182L21 183H23L22 181H24V184H21V185H18V184H20V182H18L15 178V176H17V175H15V174H17L18 173V171ZM24 170H26V171H24ZM34 170V171H33ZM45 171L44 173H43V171ZM75 171V173H74V171ZM104 170H103V172H104ZM113 170V169H112ZM123 170V171H124ZM165 170H167L168 171V173H166V171ZM249 170H250V172H249ZM4 171H6V172H4ZM22 172V174H21V172ZM27 171H29V173L27 172ZM31 171V172H30ZM42 171V172H41ZM80 172L79 174H80V176L77 174L76 175V172ZM114 171V170H113ZM119 171L120 172H123V171H121L120 169H119ZM131 171V172H130ZM137 171H141L140 173L139 172H137ZM150 171H152L153 173H151ZM157 171V172H156ZM171 171H172V173H171ZM176 171H177V169H176ZM236 171V172H235ZM237 171L239 172V173H237ZM2 172V173H1ZM25 172H27L26 174H25ZM33 172V173H32ZM39 172H41V173H39ZM66 172L68 173V174H66ZM87 172H88V174H87ZM125 172H126V170H125ZM125 172H123V173H125ZM234 172L236 173L235 175H237V176H234ZM18 173V174H19ZM49 173V174H48ZM71 173H73V176H71L72 174ZM111 174H108V176H110L111 177V175H113V178H115V179H118L117 180V182H119V184H121V181H123V180H121V178L119 177V175H118V177L116 176L117 174L116 173H114V172H110ZM113 173V174H112ZM137 173H139V174H141V176H139V174H137ZM148 173V174H147ZM116 174V175H115ZM118 174H120L119 172H118ZM158 174H160V175H158ZM168 174V175H167ZM11 175V176H12ZM24 175V176H23ZM35 175V176H34ZM44 175H46L44 178H43V176ZM48 175V176H47ZM67 175H69V176H67ZM91 175H92V177H91ZM148 175V176H147ZM250 175H251V177H250ZM255 175V176H254ZM10 176V175H9ZM26 179V180H24V178ZM29 176V177H28ZM30 176L32 177V178H30ZM40 176H42V179H41V177ZM50 176V178H46V177H49ZM70 176L72 177V179L74 178V180H72L71 178H70ZM74 176H78L80 179H81V181L82 182H80L77 178L78 177H74ZM85 176V177H84ZM115 176V177H114ZM143 176V177H142ZM147 176V177H146ZM259 176H262L263 177V179H262V177H260L259 178ZM5 177H6V179H5ZM34 177H38V178H34ZM82 177V178H81ZM151 177V178H150ZM160 177V178H159ZM171 177V178H170ZM252 177H254V178H252ZM255 177H257V178H259V179H261V180H257V178H256V181H254V179H255ZM90 178H92V179H90ZM112 178V179H113ZM143 178V179H142ZM147 178V179H146ZM219 179H220V184L221 185H223L222 183L224 182V180L221 178V174H220V177H218ZM28 179H31V180H36L35 182H37L38 183V180H39V186L40 187H42L43 185V187L42 188H39L38 189V187H36V186H38L37 185V183H35V185H32L33 184V181H31V180H28ZM41 179V180H40ZM75 179H77V180H75ZM83 179V180H82ZM114 179V180H115ZM154 179V180H153ZM161 179V180H160ZM172 179V180H171ZM221 179H222V183H221ZM246 179V178H245ZM4 180V181H3ZM88 180V181H87ZM91 181V183H90V181ZM121 180V181H120ZM146 180V181H145ZM169 180V181H168ZM17 183H16V182ZM28 181V182H27ZM30 181H31V183H30ZM44 181V182H43ZM46 181V182H45ZM58 181V182H57ZM77 181L78 182H80V184H84L83 186H80L78 183H77ZM92 181H94V182H97L98 183V186L96 185L97 183H93ZM161 181V182H160ZM163 181H164V183H163ZM248 181V180H247ZM7 182H9V183H7ZM27 182V184H25ZM40 182H42V183H40ZM57 182V183H56ZM132 182V181H131ZM141 182V183H140ZM232 182V181H231ZM11 183V184H10ZM17 184L16 185V187L18 186H20L21 188L19 189V188H16L13 184ZM46 183V184H45ZM49 183V184H48ZM54 183V184H53ZM67 183V184H66ZM94 185H93V184ZM6 184V185H5ZM10 184V185H9ZM65 184V185H64ZM91 184V185H90ZM225 184V183H224ZM261 184H263L262 186H261ZM25 185L27 186L28 185V189H27V187H25ZM32 185V186H31ZM132 186L133 188H135V189H132V187H129V186ZM135 185V184H134ZM166 185V186H165ZM221 185H220V193H222V195L224 194V191H225V189H226V187H225V185H223L222 187H225V189L223 190V189H221ZM230 185V184H229ZM30 186L31 187H33V188H35V189H32V188H30ZM51 186V187H50ZM58 186V187H57ZM48 187H50V188H48ZM140 187V188H139ZM11 188V189H10ZM77 188L78 189H80L82 192H83V194H84V198H85V202H84V204L86 205L85 206V208H86V214L88 213L89 215H88V217L90 216V218H88V217H84L85 216V214H84V212L82 211L81 212V214H82V216H81V218H82V221H79V212H76L75 211V208H74V206H73V199H71V196H73V193H72V191H75V190H77ZM94 188V190H92ZM102 188H103V186H102ZM131 188V189H130ZM24 189V190H23ZM30 189V190H29ZM31 189H32V191H34V190H36V193L35 192H32L31 193ZM38 189V190H37ZM47 189V190H46ZM75 189V190H74ZM127 189L128 190H130V191H127ZM144 189V190H143ZM12 190V191H11ZM29 192H28V191ZM145 190L147 191V192H145ZM223 190V191H222ZM16 191H18V192H16ZM23 191V192H22ZM27 191V192H26ZM64 191V192H63ZM66 191V192H65ZM93 191H95L94 193H93ZM122 191V193H124L125 194V192H123ZM138 191H140V192H138ZM87 192V193H86ZM90 193V195H89V193ZM28 195H30V193H31V195H30V197L29 196H27V194ZM34 193V194H33ZM65 195H64V194ZM66 193H67V196H66ZM109 194V196L108 195H106V198L105 199H102V198H104L103 196H104V194ZM135 193H137V194H135ZM140 193V194H139ZM33 194V195H32ZM102 196H101V195ZM2 195V196H1ZM57 197H56V196ZM86 195H88V196H90V197H87ZM97 195H99L100 196V198H99V200L100 201H98V203H99V206L101 205V204H104L105 205V208L104 207H102L103 205H101L100 207L98 206V203H97V199H95L94 197L96 196L97 197ZM55 196V197H54ZM58 196H59V198H58ZM61 196V197H60ZM64 196V197H63ZM93 196V197H92ZM98 196V197H99ZM125 196V195H124ZM27 197V198H26ZM67 197V198H66ZM109 197V198H108ZM133 197V198H132ZM45 198V199H44ZM52 198V199H51ZM55 198H56V200H55ZM62 198L64 199V200H62ZM69 198V199H68ZM112 198V197H111ZM38 199V200H37ZM43 199V200H42ZM59 199V200H58ZM69 200V202H70V204H69V202H68V200ZM71 199V200H70ZM119 199V200H118ZM36 200V201H35ZM43 201V203L44 202H46V203H42V201ZM46 200V201H45ZM88 200H89V202H88ZM103 200V201H102ZM106 200L108 201L109 200V203H110V201H111V203L110 204H108V202H107V204L109 205V207L111 206V204H112V202H113V205L110 207V208H106ZM51 201V202H50ZM61 201V202H60ZM3 202V203H2ZM39 202H40V204H41V206H40V204H39ZM49 202H50V204H49ZM93 202H95V203H93ZM137 202V204H135ZM140 202V203H139ZM259 202L260 201H258V203L257 202H253V204L255 205V203H257L258 205H260L259 204ZM72 203V204H71ZM124 203V204H123ZM122 204V206H124L125 205V202H123ZM139 203V204H138ZM177 203H179V204H177ZM174 204H176L175 206H174ZM10 205V207H8ZM12 205V206H11ZM16 205H18L17 207H16ZM69 205H71L70 207H69ZM91 205V206H90ZM253 205V206H254ZM13 206H14V208H13ZM53 206H56V207H53ZM117 206V205H116ZM115 206V207H116ZM121 206V207H122ZM145 206V207H144ZM4 207V209H2ZM36 207H38V208H36ZM46 207L48 208V209H46ZM58 207V208H57ZM87 207H92V209L91 208H87ZM94 207H97V208H100L99 210H97L98 212H96V211H94ZM135 207V208H136ZM141 207V208H140ZM181 207V208H180ZM255 207H257V206H255ZM13 209V211H12V209ZM53 208V209H52ZM56 208V209H55ZM70 210H69V209ZM74 208V209H73ZM104 208L105 209V213L103 214V212H104V210H102V209ZM144 208H145V211H143L144 210ZM245 209H247L246 210V212L244 211V210H241V212H242V214L247 218V219H250L251 220V223H250V220H247L248 222L246 223V225L248 226V229L245 227V228H243V230H241L242 231V233L244 234V235H246L248 232V234H250V233H252V232H255V231H252L253 229L254 230H258L259 231V233H260V236H261V234H263L264 235V231H263V229H264V227L263 228H260L261 226L259 225V228L257 227L258 225H257V223H258V220H259V218L258 219H255L256 221H253L252 219L253 218H249V216H253L254 217V215L252 214H250V212H249V210H250V208H246V207H244ZM18 209V210H17ZM25 209L27 210V211H25ZM32 209V210H31ZM39 209V210H38ZM42 209V210H41ZM44 209H45V211H44ZM55 209V210H54ZM61 211H60V210ZM66 209V210H65ZM73 211H72V210ZM114 209V210H113ZM137 209V208H136ZM135 209V210H136ZM138 209H137V211H138ZM160 209H161V211H160ZM239 209V208H238ZM249 209V210H248ZM17 210V211H16ZM38 212H37V211ZM41 210V211H40ZM56 210H58V211H56ZM67 210H69V211H67ZM88 210V211H87ZM227 210V209H226ZM24 211V212H23ZM33 211V212H32ZM46 212V214L44 213V212ZM53 211H55V212H53ZM101 211H103L102 212V214H101ZM116 211H118V210H116ZM248 211V212H247ZM27 212V213H26ZM28 212H32V213H28ZM58 212V213H57ZM69 212H72V213H69ZM95 212V213H94ZM108 212L110 213V214H113L114 213V217H117L116 219H114V217L112 216V218L115 220H112V218H111V220H109L110 219V217H111V215L109 214L106 218H105V216L108 214ZM161 212V213H160ZM244 212V213H243ZM78 215H77V214ZM226 213H228L227 211H226ZM8 214V215H7ZM22 214V216H20ZM23 214H25V216L23 215ZM29 215V214H31V216L29 215V217L27 216V215ZM36 214V215H35ZM43 214V215H42ZM45 214V215H44ZM50 215L49 216V218H52L53 217V219H54V221H53V219H47L48 218V216L47 215ZM70 214H71V216H70ZM93 214H95V215H97V217H94L93 216ZM37 215H39V216H37ZM42 215V216H41ZM166 215H168V216H166ZM0 216V217H1ZM15 216V217H14ZM19 216V217H18ZM45 217V219H44V217ZM57 216V217H56ZM102 216V217H101ZM182 216V217H181ZM18 217V218H17ZM23 217H28L26 220H25V218H24V221H22L23 219ZM33 219L32 221H31V218ZM47 217V218H46ZM56 217V218H55ZM74 217V218H73ZM109 217V218H108ZM165 217V218H164ZM17 218V219H16ZM19 218H21L20 219V221H22V222H18V220H19ZM30 218V219H29ZM57 218H59L60 220H57ZM78 218V219H77ZM262 218L264 219V213H262V215H261V217H260V223H263V222H261V221H264V220H262ZM28 219L30 220L29 222H31V223H29L28 222ZM42 219V220H41ZM105 219V220H104ZM245 219V218H244ZM45 220V221H44ZM48 220V221H47ZM89 220V221H88ZM18 222V223H16V222ZM34 221V222H33ZM36 221V222H35ZM39 221V222H38ZM57 221V222H56ZM104 221V222H103ZM163 221V222H164ZM15 222V223H14ZM26 222V225H24V227H23V224L22 223H25ZM33 222V223H32ZM41 222V223H40ZM45 222V223H44ZM50 222V223H49ZM53 222V223H52ZM160 222H162V220H160ZM174 222V225L175 226H177V228H175L174 230H172L175 226L174 225H171L172 223ZM177 222V223H176ZM187 222L189 223V224H187ZM253 222H255V223H253ZM7 223V224H6ZM10 223V224H9ZM13 225H17V226H20V228L19 227H16V226H13ZM103 223V224H102ZM253 223V224H252ZM10 226H9V225ZM21 224V225H20ZM33 224L34 225H36V226H33ZM90 224V225H89ZM94 224H95V226H94ZM97 224V225H96ZM249 224V225H248ZM252 226H251V225ZM33 228H31L30 226ZM53 225V226H52ZM117 225L115 224V225H113L114 226V230L113 231H116L117 232V234L119 235V240L124 244V242H126V239H127V241L128 242H126V243H128L129 244V246H130V236H127V235H129V234H131L132 233V229H126V228H123L122 230H120V229H118V228H116L117 227ZM179 225V226H178ZM2 226H3V229L6 231H2ZM46 226V227H45ZM75 226V225H74ZM87 226V227H86ZM170 226H173V227H170ZM185 226H186V228H185ZM14 227V228H13ZM16 227V228H15ZM23 227V228H22ZM80 227H81V229H80ZM251 227V228H250ZM253 227V228H252ZM17 228H19V229H17ZM35 228V229H34ZM91 228H94V230L93 231H97V233L96 232H93L92 230H91ZM11 229V230H10ZM32 229V230H31ZM84 229V230H83ZM117 229V230H116ZM126 229V230H125ZM150 229V228H149ZM245 229V230H244ZM246 229H247V231L248 232H246ZM10 230V231H9ZM40 230V231H39ZM47 230V231H46ZM77 230H76V232H74V233H68V235L67 234H61L62 236V238L60 237V236H58V240H55V242H54V240L52 241V243L54 242V243H58V242H62V243H64L63 241H67V240H69L70 238H72L70 235L72 234V236L73 237H76V235L78 234V232H77ZM80 230V231H79ZM125 230V231H124ZM153 232H155V230H153V229H151ZM172 230V231H171ZM178 230V231H177ZM10 232V233H7V232ZM12 231V232H11ZM42 231V232H41ZM74 231H75V229H74ZM127 231V232H126ZM151 231V232H152ZM167 231V232H166ZM257 231V232H258ZM89 232V238H88V233ZM116 232H114V234L116 233ZM119 232V233H118ZM124 232H126V236H125V233ZM130 232V233H129ZM191 232V233H190ZM7 233V234H6ZM75 233H76V235H75ZM164 233V234H163ZM70 234V235H69ZM98 236H97V235ZM152 234H154V233H151V235ZM7 235V236H6ZM10 235V236H9ZM28 235V236H27ZM35 235V236H34ZM67 235V237H65ZM87 235V236H86ZM90 235H91V239H90ZM109 235H111V236H109ZM172 235V236H171ZM261 236L262 237V239H260V242L258 241V243L256 242V245H255V242H254V244H253V246L252 247H254V245H255V247L253 248V252H254V258H256L257 260H258V258H259V260H261V259H264V243H263V240H264V236ZM4 236H5V238H4ZM37 236H38V238H37ZM85 236H86V238H85ZM92 236L94 237V239L92 238ZM97 236V237H96ZM113 236V237H112ZM123 236V237H122ZM126 237V239L124 240V239H122V238H125ZM179 236H183L182 237V239H180L179 238ZM240 236H241V234H240ZM243 236V235H242ZM246 236H249V235H246ZM8 237H10L11 239H13V240H11L10 238L8 239ZM26 237H29V238H26ZM33 237H35V238H33ZM40 237V238H39ZM65 237V238H64ZM101 238V243H100V239L99 238ZM260 237V238H261ZM3 238V239H2ZM47 238V239H46ZM64 238V239H63ZM95 238H97V239H95ZM114 238H115V240H114ZM173 238V239H172ZM179 238V239H178ZM36 241L37 240V242H39V241H42V245L44 246H38L37 244H32L33 243V241L34 240ZM40 239V240H39ZM46 239V240H45ZM102 239H103V242H102ZM177 239H178V241H182L183 242V247H181V245L180 244H178V246H177V244L176 243H179V242H177ZM259 239V238H258ZM257 239V240H258ZM6 240V241H5ZM19 240V241H18ZM30 240V241H29ZM111 240V241H110ZM124 240V241H123ZM185 240V241H184ZM19 243H18V242ZM21 241V242H20ZM65 241V245L67 244V242ZM169 241V242H168ZM176 241V242H175ZM180 241V242H181ZM11 242V243H10ZM25 242H27V244L25 243ZM108 243V244H106V243ZM110 242V243H109ZM117 242V243H116ZM167 242V243H166ZM15 243V244H14ZM17 243V244H16ZM45 243V244H44ZM124 244V245H127V247L129 248V246H128V244ZM1 244H3V245H1ZM83 244V245H84ZM115 244V245H114ZM117 244V245H116ZM169 246H168V245ZM7 245H10L9 247L7 246ZM26 247H24V246ZM45 245H46V247H45ZM102 247H101V246ZM115 246V248L116 249H114V246ZM179 245H180V248L182 249L181 251H182V253H181V251L179 252V250H180V248H178L179 247ZM1 246H2V249H1ZM59 246V245H58ZM19 247V250H17V248ZM20 247H21V249H20ZM36 250H35V249ZM117 248L119 249V251L117 250ZM188 248V249H187ZM26 249V250H25ZM174 249V250H173ZM187 249V250H186ZM15 250V251H14ZM21 250H23V251H21ZM24 250H25V252H24ZM40 250V251H39ZM115 250H117L119 253H117V252H114ZM198 250H200L201 252H202V254H201V252L200 251H198ZM3 251V252H2ZM19 251V252H18ZM20 251H21V253H22V255H21V257H20ZM183 251H184V253L185 252H187L188 254H185L186 256H183L184 254H183ZM198 251V252H197ZM4 252H5V254H4ZM7 252V253H6ZM66 252V253H65ZM104 252V251H103ZM259 254H258V253ZM25 253V254H24ZM27 253L28 254H30L31 253V257L29 256V255H27ZM33 253V254H32ZM69 253H70V255H69ZM109 253V254H108ZM25 255H27V256H29V257H27V256H25ZM33 255V256H32ZM60 255V256H59ZM190 255H191V257H190ZM24 256H25V258H24ZM59 256V260H55V259H58V258H55V257H58ZM188 256V257H187ZM33 257V258H32ZM34 257H35V259H34ZM38 257V258H37ZM49 257V258H48ZM65 257H66V259H65ZM71 257V258H70ZM122 257V258H121ZM32 258V259H31ZM40 258V259H39ZM73 258V259H72ZM118 258H119V260H118ZM124 258V259H123ZM193 258V259H192ZM5 259V260H4ZM72 259V260H71ZM207 261H206V260ZM116 260V261H115ZM209 260V261H208ZM195 261V262H194ZM13 262V263H12ZM35 262V263H34ZM65 262H67V263H65ZM197 262V263H196ZM82 262H80V261H78V264H81ZM101 263H96V264H101ZM199 263V264H200Z\"/></svg>", "mask_w": 264, "mask_h": 264}]
</instances>
